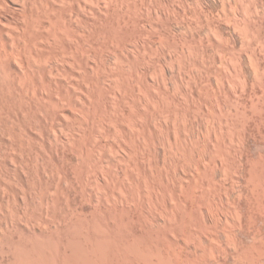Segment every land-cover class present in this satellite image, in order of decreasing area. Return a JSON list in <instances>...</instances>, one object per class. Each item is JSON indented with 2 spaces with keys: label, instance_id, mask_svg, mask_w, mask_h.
Wrapping results in <instances>:
<instances>
[{
  "label": "bare ground",
  "instance_id": "1",
  "mask_svg": "<svg viewBox=\"0 0 264 264\" xmlns=\"http://www.w3.org/2000/svg\"><path fill=\"white\" fill-rule=\"evenodd\" d=\"M115 1H117V0H115ZM115 1H113V2H115ZM108 3L106 2L105 4H108ZM118 3L116 4V7H117V5L119 6ZM121 3L123 4V1ZM126 3H125V5H126ZM130 3H131V1H130ZM98 4H99L98 0H0V213H2V211H1L2 209L4 210V208H5L4 206H6L7 204L9 205L11 203V201H12V203L10 205H12V206L14 205L15 202L19 203L20 201H19V198L17 197L18 196L17 194L22 192V194H21L22 196H20V194H19V196H20V198H22L21 200L24 203V204L22 203L23 206H25L24 209L19 207V204L15 203L16 207L14 206V210L12 209L11 211H13V212L17 211L16 209H18V208L21 211V209H22V211L24 213V216L27 217V215H29V218L33 220V218H31L32 215H33L32 214L33 211L29 212V209L31 210V208H33L35 205H32L33 207L31 206V204H30V206L28 205V202H29L28 199L30 200V198H27V196L29 197V195L31 193H33V190H35V191L40 192L41 194L40 193L36 194V192L34 194H36L37 197L42 195V197L44 198V201H45L44 203L42 202V200H40L39 202L37 201L38 204L41 202V204H39V205H43L45 203H47L48 206H49L50 203H52L53 205L54 204L55 205L58 204V206H55V205L53 206L52 205L53 206V210H54L53 212L56 215L60 211V210H58V208H61V207H59V205L63 204L65 209H66L65 216L66 215L68 216L67 219L66 218L63 219L64 218L63 215L60 214L62 216V218L59 217L57 219H61V220L63 219V220L62 221L60 220L59 224L57 222L56 223L57 225H53L52 226V224H51V223H53L52 219H51L52 221L50 223L49 222L50 219H47V218L44 219L43 218V216L45 214L43 212L44 206H41L42 207L41 213H43V216H41L42 217L41 219L44 220L43 221L44 222L43 226L46 225V222H47V225L49 224V227L46 226L47 230L44 227H41V228L38 227L39 228L38 229V228L33 226V228H31L32 226L29 225V224L30 223L32 224V222H30L28 224L29 227L27 229L24 228V226L20 227L21 229H24V230H27V231H24V230L19 231L17 228H19L18 224H20V220L21 219L19 221H17L18 223H15L16 220H18V219L15 220L13 218H10L9 215L7 214V212L5 211L6 208L9 210L12 206H10L9 208L6 207L5 210H4L6 213L4 212V213L0 214V250L4 251L3 253L1 251V255L4 254V253L6 254V257H4V255L0 256L1 257L0 264H51V262H53V261H55L56 264H99V263L101 264V261H103V262L105 261V262H107V264H122V262L124 260L126 261L127 259L131 261V262L129 261L128 264L129 263L130 264H141V262L143 260H144V262H142V263H144V264H165V259H164L163 255H165V258H167V257L170 258L169 256L166 257L168 252L165 253V254L162 253V251L164 252L165 250L169 251V250L165 249L166 246L163 245V242H162V245L164 246L163 248L165 250H162L161 249L162 247H160L161 245H158V244L156 245V243L154 242V240L157 237L158 238L161 237V236L160 237L158 236V235H160V234H158V232H159V229L161 227H158L159 229H158V231L156 233V235L158 234L157 237H156V235L155 236L152 235L153 239L155 238L153 240V243H155V244H153V245H156V246H153V247H150V246H147L146 244H144L147 241L144 242V243L142 242L144 237H146V236H144V232L146 231L145 229H144L145 231L140 230L141 228H139L138 230L136 228L134 229L133 223L135 222V220L136 221L140 220L138 215L142 216L144 214V210L145 209H143V213L141 211H140L141 214H139V212L137 213L138 214L137 215L138 220H137V218L136 219L133 218L134 222L131 219L132 217L130 216L131 217L130 218V217H128L129 216L128 215L127 216L128 219L123 216L127 220V223L123 222V221H125L123 219H121V221H120L121 223L120 222L117 223V222H115V220H116L115 219L114 220L115 223H112V224H110L111 222L109 224H107V223H105V220H104V223L108 225V226L106 225V227H105L104 226L105 224H104L103 226L105 228H101V227H103L102 224H101V226L99 225L100 221L102 222L103 221L102 219L104 217V215H103L102 219L99 217L100 220H98V208H99V210H101V209L103 210L102 207L101 208L99 207L101 205L99 204V206H98V204H97V203H99L101 201L100 197L101 198L103 197V199H106L105 201H107V202L110 201V202L113 203V204L110 203L112 205V208L110 207V205L108 206L109 210H112V209L114 210L115 214H113V212H112L113 215H117L118 216V214H116V213H119L117 211V209L119 207H121V206L117 207V205H119V203L122 205V207H121L122 208L121 209L122 213H124V214L126 213V215H127V212L126 211L124 212L123 210H126L127 207H129V205L132 203V202L131 203H129V202H130V199L134 195L142 203V201L144 202V196L146 197V194H147V196L150 194V193L149 194L146 193V191L151 192L150 190L155 189V188H153L155 186H153L154 184L152 183L153 185H152V187H149L150 189H146V191L143 190L144 187L146 188V186H147L146 182L148 180V178H146V176L144 175V172H146L147 170L146 171L144 170V172H143V167H144V169L146 168L145 165H146V163L148 161V158L150 159L149 154L152 153L150 151L151 150L150 147L155 146L154 144L151 146V144H150L151 141H149L150 139H148L147 136H146V134L147 135L149 134V133H145L146 132V125H147L146 121H150L152 119L154 120L156 118H154V117L152 119H150L149 117L145 118L143 110H147L146 109L147 106L144 105V104H142V105H143V107H145V109L144 108L142 109V111H143V112L141 111L142 113L139 112V110H140L139 108H141V107H139L141 105L140 104V101H141L140 98L141 97L139 98L140 101H137L136 97L140 96V95L141 96L142 95L146 96V94H148L147 91L142 88V85H144L143 84V80L145 78V74L147 73V72L145 73V70L154 66V65L152 66L151 64H148V63H151L152 57H154L153 55H156L155 53H157V52H155V51L158 49V47H156L157 49L153 48L152 47L153 45H151V43H150L151 41L150 42L148 41L150 43V46L152 47V49L149 50V48H148V50L150 52H152L151 50L154 49L155 53L153 52L152 53L153 55H151L149 53L151 55V59H150V57L148 58L150 60H148V63H147L148 65L147 64L146 65H147V67H149L150 65L151 66L149 68L145 67L146 69L144 70L143 65L145 64V62H143L144 63L143 64L141 59L139 58L140 59L139 60L137 58V57H141L142 60L144 61V58L147 59L144 54L147 55V53H148L147 52L148 50L146 48V46H148V45H146V46L144 45L145 43H148V42H144L143 41V39L146 38V37L142 38V36H145V34L143 35V31H136V30H142V29H138L137 28V27L141 26V25L140 26L138 25V23H139L138 20L141 21V19H136L135 22H134L133 19H134V17H136L134 15V17H133V19L131 21L135 23V24L134 23L133 24L136 27H134L132 25V22L129 20V22H131L130 24L134 28H137V29H132L133 27L130 26V27H132L131 28L132 32L130 33L131 35L127 38V35L129 33L126 36H124L125 34L123 32V28L126 26V24L128 22L125 23V26L121 25L122 22L119 21L121 19H118L117 17L116 18L114 17L115 21H116V19H118L117 20L118 23L116 24L117 26H114L113 25L114 22H112V25H113L112 28H110L111 26L107 28V31L108 30H112V31L106 32L108 34L110 32V35L108 36V34H106L104 32H100V31H102L105 28L104 24L106 22L103 24L99 20L102 23V25H104L101 30L99 29L100 26L98 24V19H99V17L101 18L100 15H102V14H100L99 17H98V13H99ZM110 4H113V3H110ZM110 4H109V6H110ZM134 5H130L132 7H135V8L131 7L132 10L137 8V6H134ZM130 6H128V7H130ZM125 7H127V6H125ZM141 7H142V5H141ZM103 8H104V6H103ZM107 8H109V7H107ZM107 8H105V9L107 10ZM111 8H112V6H111ZM114 8H115V5H114ZM120 8H121L120 6H119V8L117 7V9H119V10H120ZM144 8H146V7H144ZM117 9L115 8L116 11H117ZM132 10L127 11V12H129V16H130V12H132ZM100 11H102V10L100 9ZM121 11H122V9H121ZM136 11H137V9H136ZM136 11H133V14H135L134 12H136ZM113 12H114V9H113ZM147 12H148V10H147ZM117 13H119V11L116 12L115 14H117ZM122 13H123V11H122ZM176 14H178V13H176ZM117 15H120V14H117ZM122 15H124L123 17L126 16L125 14H122ZM160 15H161V13H160ZM104 16H105V14H104ZM127 16H128V14H127ZM106 17L107 16H105V18H103L104 20H102V21H105ZM119 17H121V16H119ZM109 18H110V16H109ZM129 18L131 19L132 17H129ZM124 19L125 18H123V20ZM110 20H112V19H110ZM125 21H127V19ZM149 21H150V19H149ZM158 21L156 23H158ZM107 23H110V21H108ZM107 25H106V27H107ZM129 25H128V28H129ZM151 26H152V24H151ZM153 27H155V26L153 25ZM105 29L103 31H106ZM157 30L158 29H156V31ZM134 31H136V32H134ZM149 32H151V31H149ZM161 32H162V29H161ZM159 34L161 35L162 33H159ZM98 35H99V37H98ZM152 35H154V34H152ZM146 36H148V35H146ZM124 37H126L127 39H125ZM147 39L151 40V38H148V37H147ZM153 39H154V37H153ZM160 39H162V38H160ZM141 40L144 43H142ZM160 41H159L160 45L163 44ZM156 42H158V41H156ZM143 45L145 46L144 48H146V50H147L146 52H142V51H144L143 50L144 48L141 50V48H142L141 46H143ZM157 45H159V44H157ZM161 46H163V45H161ZM128 53H131L132 57H133V54L136 53V54H134V56H135L136 60L137 59L139 60V63H137L138 62V60H137V62H136L137 64L134 65L135 63H133V62H134L135 59L133 60V59H131V57H128ZM154 58L156 60V57H154ZM154 58H153V60H154ZM155 60L153 61L154 63L157 62ZM157 60H158V57H157ZM127 62H128V64H127ZM146 65H144V66H146ZM157 65H158V63H157ZM126 66H128V67L126 68ZM159 66H158V68H156L157 66L155 64V68L158 69L159 71L155 70V68H152V69H154L157 72H160L162 69L160 70L161 67H159ZM161 66H162V64H161ZM154 70H151V71L153 72ZM133 71H135L134 72L135 74L133 73ZM149 71H150V69L148 70V72ZM151 71L149 72L150 73L149 75L153 76L154 72L151 74ZM157 72L154 73L155 76L157 75ZM160 73H161V76H162V74H164L162 71ZM155 76H153V77L155 78ZM158 76H156L155 79H157L159 81ZM163 76H166V75L164 74ZM153 77H151V78L154 79ZM166 78L167 77H165V79ZM155 79L153 81H155ZM133 80L136 82L135 84H133V82H134ZM160 80L162 82V81H164V78H162V79L160 78ZM149 82H152V81H149ZM146 83H148V81H146ZM162 84L166 85V83H162ZM157 85L159 86V84H157ZM135 86L138 89V90L136 89V91L134 90ZM154 87H152V88H154ZM157 88H155L154 90L156 91ZM159 89H157V91H156L157 93H159V91L161 90V89L160 90ZM163 89H167V87L163 88ZM149 90H150V88H149ZM137 91L140 92V93H138ZM143 91H144V93L146 91V93L145 94L142 93ZM150 91H148L149 94H150ZM162 91L164 92V90H162ZM135 92L138 93L139 95L136 94ZM151 92L155 93L153 91H151ZM166 92H165V94H166ZM155 95H153V97ZM160 95H162V94H160ZM151 96H152V94H151ZM156 96H159V95H156ZM167 97H168V95H167ZM144 98L146 99V97H144ZM147 98H149V97L147 96ZM158 99H161V98H158ZM171 99L173 100V98H171ZM147 100L150 102L151 99H147ZM156 101L159 103V106H161L160 102H162V101L159 102V100H157V97H156ZM152 102H153V99H152L151 103ZM143 103H147V102H145V100H144ZM154 103L155 102H153L152 104L155 105ZM132 104H133V106L135 104L139 105V106L137 105L138 108H137L136 105H135L136 107L134 106L135 108L139 109V110L134 109L135 112L138 111V113H139V115H138V113L136 112V115H138L137 118H136V115L134 116L135 113L133 112ZM153 105H150V106L152 108L156 109L155 107H153ZM167 105L170 106L169 104H167ZM167 105H165V106L168 107ZM162 107H163V105L160 108H162ZM158 108L156 110H159ZM148 109H149V112H150V110H151L150 107ZM154 109H152V111ZM162 110L164 111V109H161V111ZM166 111L168 112V111H170V109L168 110V108H167ZM147 112H146V115L149 114ZM151 113H152V115L154 114L153 112H150V114ZM156 113H158V112L156 111ZM155 114H154V116L158 117V115L161 114V113H159L158 115H155ZM171 114H174V116L176 115V113H171ZM171 114H169V112L167 113V115H169V116ZM165 115H163L164 117H162L160 115L159 116L164 118V119H166ZM169 116H167V119H166L167 121H168V119H170ZM170 117H172V116H170ZM148 118H149V120H147ZM162 118H161V120H164ZM174 119L175 118H173V121H175V123H172V124L175 125L178 122L176 120H174ZM158 121H160V119H158ZM153 122H155V121H153ZM161 122L163 123V121H160V124H161ZM170 122H171V119H170ZM150 123H151V121H150ZM150 123H149V125H150ZM156 123H157V120H156ZM156 123H153V124H156ZM163 124H165V123H163ZM163 124H161V125H163ZM169 125H170V123H169ZM166 126L168 127V123H167ZM177 126H179V125H176V128H175V126L173 127V125H172V127L175 128V131L178 130ZM154 127H153V129L155 130ZM165 129H166V127H165ZM147 130H150V129L148 128ZM170 130H172V128H170ZM161 131H163V129ZM165 131H169V129H166ZM157 132H158V129H157ZM159 132H160V130H159ZM164 133H163V135H165ZM171 133L174 134L175 132L174 133L171 132ZM157 134H156V136H157V138H159L160 136L158 137ZM178 134H179V132H178ZM174 135H176V134H174ZM182 135H183V132H182ZM151 136H153V135H151ZM165 136L168 137L167 134ZM161 137H162V135H161ZM164 137H162V138H164ZM172 137H173V135L171 136V138ZM191 137H193V135ZM175 138H177V136ZM175 138L174 139L172 138L173 142L177 143L175 141ZM178 138H180V137H178ZM189 138H187V139L189 140ZM196 138H198V137H196ZM196 138H195V140H196ZM180 139H183L182 136H181ZM180 139H179V142L181 141ZM193 140H194V137H193ZM193 140L191 139L189 142H192ZM164 141H165V139L163 140V142ZM170 141H172V140H170ZM153 142H155V144H156L155 140L152 141V143ZM160 142L163 144L162 141H160ZM183 142H185V144L188 143V141H183ZM196 142H197V140H196ZM165 143L166 142H164V146H165ZM168 143H169V140H168L167 144ZM192 143L194 145L195 141H193ZM197 144H195V145H197ZM171 145H166V146H169L168 149L170 150V151L168 150L169 154L167 152L168 155H170L171 152L173 151L172 149L174 147H176V146H174L172 148L173 145L172 146ZM206 145H208V143ZM170 146H171L172 149H170ZM182 146L183 145H181V149H182ZM191 146H192V144H191ZM220 146H222V145H220ZM155 147H157V145ZM187 147H188V145H187ZM164 148L162 150H164ZM194 148L192 150H195ZM198 148H200V147L198 146ZM188 149H190V148H188ZM223 149L224 148H222V150ZM156 150L158 151L157 148H155V151ZM165 150L167 151V149H165ZM165 150L163 151L164 153H166ZM177 150H180V147ZM182 150H184V148ZM192 150L190 149L189 152H191ZM155 151H154V154L156 153ZM178 152L180 154L179 157L181 158V154L184 153V151L182 152L180 150ZM180 152H182V153H180ZM1 153H2L3 156H1ZM158 153H157L156 157L159 156ZM176 153L177 152H174L173 154L175 155ZM193 153L194 152H192V154ZM185 154H188L187 151H186ZM192 154L190 153V156H191V158H189L190 160L193 158ZM25 156H27V157H25ZM164 156L165 155H163V157L160 156V157L164 158L163 161L167 157V156L166 157H164ZM183 156H184V154L182 155V157ZM225 156H226V154H225ZM170 157L172 158L173 155L170 156ZM202 157H199L200 159L198 158V160L201 161V159H202V165H203L204 164L203 163V159H205V158H202ZM153 158L155 160V156H153ZM175 158H177V157H175ZM178 159L179 158H177V160ZM193 159H195V157ZM193 159L191 161L194 162L195 160H193ZM223 159L225 160L227 158H223ZM157 160H159V158ZM169 160H171V159H168V161ZM198 160L195 163H197ZM227 160H225V161H227ZM152 161H153V159H152ZM152 161L149 160L148 164H149V162L152 163ZM166 161H167V158H166L165 162ZM214 161H216L215 158H214ZM220 161H222V158H221ZM183 162H185V159H184ZM177 163H180V161L178 160ZM187 163H188V161H187ZM189 163H190V166L193 165V164H191V162H189ZM221 163L225 164L224 161L221 162ZM160 164H161V162H160ZM206 164L210 165V166H207V168H210L212 166L211 165V161L209 163L208 162L206 163V161H205V164L203 166H206ZM215 164L217 165V163H215ZM151 165L153 166V164H151ZM151 165H148V166H150L148 171H151V175L152 174L154 175V173H152V171L153 172H155V171L152 170L153 168L151 167ZM172 165H171V168L173 167ZM183 165H185V164H183ZM200 165H201V162H200ZM200 165H197V166H200ZM216 165H213V166H215V168H216ZM69 166H71L70 167L71 170H74L73 173L71 171L72 176L75 175L76 173H78L77 176L79 177L80 174L82 175L83 172L86 171V170H84L85 168H90V170L95 172V173H93L94 174V182L91 180L92 183H89V182L88 183L90 184V189H92V190L95 188V187H93L92 184H96L97 190H96V188L93 190L94 191L93 194L96 197L93 194H92V197L94 196L93 198L96 199V201H97V199H98V201L99 200L100 201L96 203L97 205L95 204V202L92 203L93 205L95 204L96 210H95V213H93V210L92 211L90 210V213L92 212L91 216H89V214H90L89 212H88L89 214L87 213L88 214L87 216H85L86 215L85 213L82 214V212H83L82 210L84 209L83 207L81 209L82 212H80V210L78 208V206H80V205H77L78 203L75 202V200L77 198H75V200H72V198L76 197V196H74L76 194H73V196H72V193L75 191V189L77 187L74 188L73 192L71 191V190H73L72 187L71 188L68 187V185L74 186V184H73L74 182L71 181V179H72L71 177L72 176L70 177ZM165 166H166V164L164 165V167ZM168 166H170V164ZM190 166H187V168L188 167L191 168ZM224 166L225 165H223V167L221 166L222 167L221 171L223 170ZM164 167L161 168V171H162V169ZM184 167H182V168H184ZM226 167H229V166H226ZM166 168H168V167H166ZM196 168L197 167H195V169ZM203 168L206 169L207 171L209 170V169H207L205 167H203ZM203 168L200 167V171H197V169H198L197 168L196 169L197 173L195 175H198L199 174L198 172H202ZM215 168L213 167V169H210L211 172H212V170H215ZM233 168H235V166ZM8 169H9V171H11V170L13 171L15 177H13L14 176L13 173H12V175L9 174ZM173 169H174V167H173ZM191 169H192V171L195 170L193 168H191ZM230 169L227 168V171L224 169L225 170V171L223 170L224 174L225 173L228 174L227 172H229L228 170H230ZM68 170H69V172H68ZM167 170L169 171L171 169L168 168ZM177 170L178 169H177V166H176V171ZM181 170H182L181 173L184 172L183 169H181ZM206 170H204V171L206 172ZM92 171H90V173H89V169H88V171H86L88 173H85V176H87V178H88V175L91 174ZM135 171H137L136 175L138 176V180L137 181L135 180L136 182L134 181ZM156 171H158V170H156ZM192 171H190V173H192ZM204 171L201 173L202 176H201V174H199L201 176V178H203L204 176L206 177L208 175V173H209V172L208 173L207 172L204 173ZM165 172H166V174L169 175V173H167V171H165ZM169 172L171 174L173 171L172 172L169 171ZM211 172H210V174H211ZM233 172H235V171H232V173ZM156 173H155V175H156ZM159 173H162V172H159ZM184 173H183V175L188 173L187 175L189 176V171L187 173H185V174ZM48 174L51 175V177H50L51 179L55 178V180L53 179L52 182H54V181L56 182L57 181L56 179H57L58 176L54 177V175L55 174L59 175L58 182L56 183L58 185L60 183H62V182L63 183H65V182H70L71 183V184L67 183L68 185L67 184H60L59 186L58 185L55 186L56 188L60 187V188H58V190L56 192H60L59 189L62 190L61 191L62 195L60 194L61 192L59 193L60 195L58 193L55 194V192H53L54 195H56V196L59 195L60 196V198H59V196H57L58 198L55 196L57 198L58 203L56 202V199H54V195L52 194L53 197L50 195L51 193H49V192L51 190L48 192L49 194H47L48 190L45 188V186L48 185V189H54L52 187V185L53 186L56 185L55 183L52 184V185L49 184L51 182L47 181L49 179L47 177L50 176ZM146 175H148V174H146ZM161 175L158 176V177H160L162 179V182H164L163 181V177ZM168 175H167V177H170V175L169 176ZM173 175H172V177H174ZM178 175H176V176H178ZM230 175H232V174H230ZM30 176H32L34 178H32ZM91 176L93 177V175H91ZM149 176L150 175H148L147 177H149ZM163 176H164V174H163ZM167 177H165V178H167ZM172 177H170L171 180H173ZM232 177H234V176H232ZM10 178H15L14 179L15 182L18 183L19 185L21 184L20 185L21 186V189H20L21 191L20 192H19V188L17 186H14V185H16L14 180L10 179ZM16 178H17V180L19 182L16 181ZM59 178H60V180H59ZM61 178L65 182L62 181ZM73 178L75 179L76 176L73 177ZM87 178H86L85 181L89 180V178L88 179ZM182 178L179 179V180H182ZM193 178H191V179L193 180ZM206 178H208V179H206ZM206 178L205 179H206L207 182H209V179H211V178H212L211 180H213V183L216 180V179H214L213 175L210 178H209V176L206 177ZM29 179H33L34 181L36 180L35 183H33L31 181L33 183V185H35V186H33L32 183H30L32 188H34V189L32 190V192L26 193L27 191H29V189L26 190V188H25V187H27L29 185ZM83 179H84V177H83ZM91 179H93V178H91ZM153 179H155V178H153V176H152V179H150V180L154 181ZM161 179H159V180H161ZM186 179H188V177ZM200 179H198V182H197L198 184L196 183L197 180L194 179V182L196 183L195 185H197L196 186L197 187L196 191H198L200 186L202 187V185H201L202 183H200V182H203V179H201L202 181ZM76 180H78V178ZM79 180H81L80 177H79ZM159 180L157 182H160ZM169 180L170 179L168 178V180H166V181H169ZM175 180H177V177H176ZM199 180H200V182H199ZM219 180H220V182H218L219 184L221 182H223V181H224L223 184L227 183L225 178H224V180L222 178L219 179ZM219 180H216V181H219ZM78 181H77V183H79V184H77V185L75 184L76 186H80V184L82 183V181H80L81 183L78 182ZM85 181H83V182H85ZM152 181H150V182H152ZM187 181L190 182L189 180H187ZM187 181L185 180L184 182H187ZM10 182H12L13 184L10 183ZM157 182L154 181L155 184ZM181 182H183V181H181ZM234 182L232 183V185L234 184ZM44 183H47V185L45 184V186H44L43 185ZM160 183H159V185H160V188H161V184L162 183L161 184ZM169 183H172V181L169 182ZM179 183H180V181H179ZM179 183L177 185H179ZM213 183L211 184V182H209V183H207V185L211 184L210 186L215 185V187H217L216 185H218V183L217 182H216L217 184L216 183L213 184ZM252 183H253V181H252ZM85 184H87V182ZM148 184L150 185V183H148ZM192 184L193 183L191 181V185ZM203 184H205V182ZM49 185H51L52 188ZM64 185H66L67 187L64 186ZM84 185H81V186L83 187ZM91 185H92V188H91ZM167 185L169 186V184H167ZM174 185H172L171 188ZM191 185H189V186L191 187ZM195 185H194V188H192V190L195 189ZM198 185H200V186L198 187ZM230 185H228V186L230 187ZM43 186H44V188H43ZM81 186H80V188H81ZM164 186H166L165 182H164ZM189 186L187 185L186 189H185V186L182 187V188H184L185 192H186L187 189L190 188ZM210 186H209V188H210ZM257 186L255 185L254 188H256ZM29 187H27V188H29ZM85 187H87V186H84L83 190H84ZM167 187H165V188H167ZM221 187H223L222 183H221ZM221 187H219V188H221ZM225 187H227V186L224 185V188ZM56 188H55V190H56ZM98 188H99V191H98ZM203 188L205 190L204 192H208V190H209L208 187H207L208 190H206L205 187H203ZM203 188H200V191L203 190ZM30 189H31V187H30ZM215 189H216L215 192L216 191L217 192L218 191L221 192V189L220 190L218 188H215ZM229 189L225 188L224 190H229ZM237 189H239V188H237ZM251 189L253 190V188H251ZM5 190H6V193L8 194L7 196L4 195L5 193H3V191H5ZM81 190H82V188H81ZM158 190H159V188H158ZM158 190H156V191H158ZM211 190H209V192L210 193L213 192V193L210 194L208 192L210 195L216 194V193H214V191L211 192ZM235 190H236V188H235ZM242 190H244V189H242ZM91 191H90V193H91ZM143 191L146 194H144V195L141 194ZM165 191L166 190L164 189L163 192L165 194L162 193V194H164V197H165V195L167 193ZM190 191H189V193L192 194ZM194 191H192V192H194ZM251 191H249V192H251ZM80 192H78V193H80ZM88 192H89V190H88ZM168 192L169 193L170 192L173 193L172 190L168 191ZM183 192H184V190H182V193ZM204 192L202 193V195L204 194ZM229 192H230V190H229ZM255 192L257 193V191H255ZM84 193H82L83 195L80 198L85 196L86 193L85 194ZM184 193H183V195H184ZM189 193H186V194L188 195ZM222 193L224 195H226V196L228 195V194H226L227 191H226V193L224 191H222ZM98 194L100 195L99 197H98ZM209 194L206 195V193H205V195L208 196V197H209ZM223 194L220 196V198L221 197L223 198ZM251 194H252V192H251ZM258 194H259V192H258ZM89 195H91V194H89ZM157 195H158V193H157ZM159 195H161V194H159ZM175 195H176V192H175ZM196 195L197 196L198 195L201 196V197L198 196L200 199L201 198H202V200L204 199L203 196L200 193L196 194ZM217 195L218 194H216L215 196L213 195L212 197H214V198H212L210 196V199L209 198L206 199V196H205V199H206V200H204L205 201V206L204 207L202 206V207L203 208H205V207L208 208V206L211 207V205H208V204H210V202L212 203V201H213L214 203H216L215 206H217V208H218V205L221 203L223 205L222 208L224 207L225 208L224 210L226 211L227 210L226 209L227 208L226 204H223L222 201H219L220 203L216 202V201L219 200V196H218V198H215ZM243 195L246 196V194H243ZM30 196H33V195L31 194ZM36 196H33L34 199H35ZM153 196L154 195H151L152 199H153ZM188 196L186 198H188ZM197 196H194V198L197 197ZM234 196H236V194ZM12 197H17L18 201H15V200H17V198H12ZM85 197H88L86 200L91 199V198H89L90 196H87V194H86ZM85 197L82 198V199H85ZM149 197L150 196H148V199L151 198V197L150 198ZM157 197L155 199L156 202L159 200V199H157ZM164 197H162V199H165ZM191 197L192 196L190 195V197H189L190 198V203L193 201V198L191 200ZM198 197H197V199L199 200V202H203L204 203V201L200 200ZM227 197L228 198H226V199L230 200L229 199V195ZM186 198L184 199V196H183L182 200H186V202L189 203ZM222 198L220 200H222ZM243 198H245V197H243ZM61 199H63V200H61ZM64 199H65V201H64ZM132 199L133 200H131V201H134V198H132ZM137 199L135 198V201L136 202H140V201H137ZM152 199H151V201H152ZM179 199H181V198H179ZM208 199L209 200L216 199V201L212 200V201L208 202ZM233 199H235V198H233ZM252 199H253V197H252ZM256 199H258V198H256ZM155 200L153 199V201H155ZM160 200H161V198H160ZM160 200H159V204L165 205V204H162V202L160 203ZM182 200H180L181 203L177 200L179 202V205L180 204L183 205L184 202H182ZM248 200H249V198H248ZM32 201L33 200H31L30 202L32 203ZM53 201L56 202V203H53ZM174 201H175V199H174ZM196 201H193V202L197 203ZM206 201L208 202V204L206 203ZM240 201H242V200H240ZM83 202L84 201H82L81 204H83ZM89 202L91 204V201H89ZM165 202H166V199H165ZM227 202L230 203V201H227ZM37 203H35V204H37ZM103 203L106 204L102 200L101 204H103ZM146 203H149V200ZM151 203H153V202H151ZM155 203H154V205H155ZM248 203H249V201H248ZM252 203H253V201H252ZM133 204L135 205V203L133 202L131 206H133ZM172 204H174V203H172ZM206 204H207V206H206ZM136 205L139 206V204H136ZM149 205L147 204V205H144V206L146 207V206H149ZM161 205L159 206L160 208H158V206H157V208L159 210L161 208L163 209V207H164V206L161 207ZM167 205H168V203L165 206L166 207L165 210L163 209L165 211V213L167 212L166 210H168V208H169V207L167 208ZM175 205L178 206L177 203ZM184 205H188V204H184ZM184 205H183L184 209L179 206V208L182 209V210L180 209L181 211H184L187 208ZM191 205H193V207H194V204L191 203ZM196 205L197 204H195V206ZM198 205H202V204H198ZM237 205H238V203H237ZM20 206H21V204H20ZM27 206L31 207V208H28V210H27ZM50 206H51V204H50ZM81 206H83V205H81ZM104 206H106V205H103V207ZM219 206H221V205H219ZM234 206H235V204H234ZM54 207H58L56 209V210H58L57 213H55L56 211H55ZM108 207H107V209H108ZM149 207H152V205L149 206ZM173 207H171V208H173ZM202 207H198V209L202 211V209H203ZM236 207L237 206H235L233 208H236ZM239 207H240V205H239ZM258 207H261V206H258ZM49 208L47 207L45 209L48 210ZM134 208H135V206H134ZM200 208H202V209H200ZM217 208H216V210L219 211V208L218 209ZM246 208H248V207H246ZM107 209H106V211H107ZM130 209L128 208L127 211L128 210L130 211ZM192 209H190L189 211H191ZM198 209H196V210L199 211ZM208 209H210V208H208ZM229 209L227 211H229V214H230L231 209L230 210ZM256 209H257V206H256ZM49 210L52 211V209H49ZM49 210L47 211V215L45 214V216H47V217H48ZM61 210H62V208H61ZM102 210H101V214L104 213V212H102ZM159 210H157V211L154 210V212L156 211L155 214ZM170 210H173V209H170ZM194 210H195V208H194ZM194 210H192V211H194ZM207 210H204V211H207ZM216 210H215V213H217ZM220 210H221V208H220ZM234 210H235V212H234ZM234 210H233V212L235 214H237V215H238L237 212L241 211L240 209H239V211L237 209H234ZM18 211L16 213L17 214L20 213V215H17V217H24L22 215L23 213L22 212H18ZM131 211L134 212L133 210H131ZM131 211H130V213H131ZM137 211L138 210H136V208H135V212H137ZM175 211H177V210H175ZM192 211H191V213H193ZM208 211H210V210H208ZM208 211H207V214H208ZM225 211L222 210L221 212L222 213L224 212V214L226 213V215L223 214L224 217L226 216V218H225L226 222L223 220V217L222 218L220 217V219L222 221H224L225 223H221V220H219L220 222L218 221V219H219L218 216L220 214H217L218 218H215L216 215H213V214L212 215H213V217L215 219H217V221L219 223H221V225L225 224V225H223V229L221 228L222 232L224 234H225V232L223 231L224 227H227L226 231H229V233L228 234L226 233L227 235L226 234L225 235L227 236V238H228L227 241H228L231 238L229 236V235H231L230 233H232L231 230H233L235 228L232 227L234 225L230 226L232 223L230 224L229 221L227 222V220H228L227 218L230 215L227 217V213L228 212H225ZM254 211H252V212H254ZM13 212L10 213V210L8 211V213H10L11 215L13 214ZM149 212H150V210H149ZM168 212H170V211H168ZM233 212L231 214H233ZM256 212H257V210H256ZM259 212L261 213V211H259ZM159 213H160L159 215H161V213H163V211L159 212ZM179 213H177L178 217L180 215L182 216L183 212H181L180 215H179ZM194 213H193V217H194ZM200 213L201 214L203 213V215H204L203 211L200 212ZM54 214L53 215H49V217L54 216ZM112 214H110L109 217ZM155 214H153V215H155ZM175 214L176 213L174 212V216H175ZM189 214H190V212H189ZM210 214H211V211H210ZM14 215H16V214L14 213ZM14 215H12V216H14ZM40 215H42V214H40ZM120 215H121L120 216V218H121L122 214H120ZM146 215L147 214H145L144 218H148L149 219V216L147 215V217H146ZM149 215H150V213H149ZM153 215H152V217H155ZM159 215H158V217H159ZM168 215H171V214H168ZM186 215H187V211H186ZM190 215H188V216H190ZM196 215H198V212H197ZM203 215H200V217L203 216ZM237 215H235V216H237ZM243 215H241V217ZM35 216H36V214H35ZM105 216H106V214H105ZM117 216H116V218H117ZM161 216H164V215H161ZM188 216H186V217H188ZM207 216L208 215H206V217ZM233 216H234V214H233ZM248 216H251V215L248 214ZM56 217H58V216L56 215L54 218H56ZM176 217H177V215H176ZM230 217H232V215ZM241 217L240 216L236 217L237 221H238V218H239V221H238L239 222V225H238L239 227L236 224L235 227L236 226L237 227H236L235 230H237L238 228H240L239 230H241V227H240L241 226V224H240V218ZM29 218L27 219L28 221H30ZM169 218H170V220L168 219L166 221H172L173 220V219L171 220V217H169ZM181 218L183 219V217H181ZM196 218H195L196 219L195 222L197 221V223L201 222L200 219H203L202 217L200 219L198 217H196ZM208 218H210V217H208ZM211 218H212V216H211ZM236 218L232 217V218H230V219H232L230 221H233V219H236ZM251 218L253 219V216H251ZM57 219H54L55 222H56ZM151 219H153V218H151ZM151 219H150V223H151ZM158 219H160V218H158ZM177 219L180 220V218H177ZM190 219H193L192 216H191V218L188 217V220H190ZM204 219H205V217H204ZM141 220H143V219H141ZM141 220L139 221V223L135 222L134 224L141 225L140 224ZM205 220H207V219H205ZM241 220H242V218H241ZM259 220L260 219H258L257 221H259ZM108 221H110V220H108ZM158 221L160 222V220H158ZM166 221L164 223H166ZM183 221L185 222L186 220L183 219ZM190 221H191L192 224H195V227L197 225L201 226V224H202V223H200V224L196 225V223H194V220H190ZM190 221H188L187 223H189ZM251 221L252 220H250V222ZM37 222H38V220H37ZM106 222H107V219H106ZM147 222H148V220H147ZM153 222H155V221L153 220ZM162 222H163V220H162ZM178 222H180V221H178ZM184 222H182V224L181 223L177 224L174 221L171 222V223L172 224L173 223L177 224V225H175V224L173 225V226H175V227H173L175 229L176 226H178V227L181 226V228H182V225H183ZM213 222L215 223V221H213ZM213 222H212L211 225H213ZM144 223L146 224V221ZM144 223L142 222V224H144ZM187 223H184L185 224L184 227H186V228L189 227L190 228V224L191 223L189 224L188 227H187V225H188ZM203 223H204V221H203ZM226 223H227V225H226ZM254 223H255V220H254ZM34 224L36 225V221H35ZM155 224H156V222H155ZM155 224L154 225L151 224V225H153V227H154ZM192 224H191V227L193 226V229H194V225H192ZM207 224H209V223H207ZM207 224L205 223V227H204L205 230H207L206 229L207 227H209V226L211 227L210 224L209 225H207ZM233 224H235V221H234ZM214 225L212 227H214ZM217 225H219V226H217ZM247 225H245L244 228ZM146 226H147V224H146ZM167 226L168 225H163L162 227L164 229V227L167 228ZM170 226H171V224H169L168 228H170ZM200 226H199L198 229H202V231H203L204 228L202 226H201L202 228H200ZM216 226L218 228L222 227L217 222H216V225H215L214 228H217ZM254 226H253V228H254ZM97 227H99L100 229H97ZM144 227L145 226L143 225L142 228H144ZM197 227L195 229H197ZM228 227H229V230H228ZM242 227H243V225H242ZM147 228H148V226H147ZM151 228L149 227L150 230H151ZM166 228H165V230H166ZM189 228H188L189 231L187 229H185V230H187L185 232H186L187 236H189V238H190L193 234L187 233V232H190V229H192V228H190V229ZM211 228H210V230L208 229V231L211 232V234H213V232H216L215 233L216 237L218 236V234L221 236V231H218V228H217V231L219 233L217 231H211L213 229V228L212 229ZM250 228H251V225H250ZM253 228H251V229H253ZM16 229L20 232L19 234H18V232H16ZM121 229H122V231L125 230V229L126 230L123 231V232H120ZM182 229H180V230H182ZM221 229H219V230H221ZM156 230H157V228H156ZM214 230H216V229H214ZM254 230L256 231L257 229H254ZM23 231H24V234L21 233ZM154 231H155V229H154ZM162 231H163L162 233L164 234L165 233L164 230H162ZM167 231H170V230L168 229ZM208 231L207 232L205 231V232L208 233V235H210ZM148 232H149V230L147 229V233ZM172 232L173 231L171 230V233ZM176 232H177V229H176ZM192 232H195V231L192 230ZM200 232L201 231H198V234ZM174 233L175 232H173V235L175 236V234H177V233H175V234ZM179 233H180V231H179ZM183 233H184V230H183ZM206 233H204V234H206ZM149 234H151V233L149 232ZM166 234H168V233H166ZM180 234H181V236L179 235V237H181V239H182V237H184V236H182L183 235L182 233H180ZM198 234H196L194 236H197ZM232 234L234 235V232ZM254 234H256V233L254 232ZM254 234H252V235L250 234V235L253 236ZM146 235H148V234H146ZM164 235H162V236H164ZM150 236H148V237L152 238ZM174 236H173V238H174ZM179 237H177V238H179ZM185 237H186V235H185ZM216 237H213V239L214 238L216 239ZM236 237H237V234L235 235V237L233 239H235ZM257 237L258 236H256V238ZM260 237L258 239H254L255 241L252 239L253 242L255 243L256 240L257 241L260 240L261 239ZM149 238H147V240ZM169 238H170V236L168 237V241L170 240ZM207 238H210L211 240L210 239H208V240H210L211 242L210 241L209 242L212 243L213 239L211 237H209V236ZM217 238H219V236ZM251 238H253V237H251ZM165 239H167V237H165ZM184 239H188V238L186 237V238H183V240H180V239L179 240L180 241H184ZM191 239H194V238H191ZM191 239H190V241L186 240L185 242H189V244H190V242L192 241ZM197 239H198V237H197ZM215 239L213 241L215 242L216 245L214 244V242L212 243V245H215V246H212L211 244L207 243L208 247H209V245H211L212 247H216L218 245L217 244L218 241L217 240L215 241ZM219 239H221V238H219ZM236 239H238V238H236ZM158 240L160 241L162 239H158ZM198 240H199L198 241V243H199L200 239H198ZM203 240L206 241V239L202 238L201 241H203ZM163 241H165V240H163ZM168 241H165V242L167 243ZM171 241H173V240H171ZM171 241H169L168 243L169 244H175L174 243L175 240L173 241V243ZM177 241H178V239H177ZM177 241H176V243H177ZM195 241H196V239H195ZM195 241H192V242H195ZM248 241L250 242V239ZM220 242H222V241H220ZM232 242H233V245L231 243L232 247H234V244H235V247L236 246L238 247V248L233 250L234 252H237L238 249H239V246L237 245V243H235L236 240L235 241L233 240ZM238 242H241L240 239L238 240ZM242 242L238 243V244L240 245V244H242ZM249 242L246 243V244H249ZM258 242H256V244ZM158 243L160 244L161 242H158ZM198 243L197 244L195 243V245H198ZM201 243H199L198 246H195V245H193V246L195 247V249H199L200 250V248H198V247H200ZM204 243H206V242H204ZM224 243H225V241H224ZM187 244L188 243H186V245L184 247H186ZM189 244H188V246H189ZM220 244L215 249L217 251H220V253L223 252L224 250H226L227 253H223V255H221V254H219V252L217 253L216 250L215 251H216L217 254L215 253L214 250H211L212 252L210 254L208 253L210 255L209 256L210 258L212 256L216 257V256L221 255L223 257V258L221 257L222 261L220 259H218V263H217V261H214L217 257L216 258L212 257L211 259L209 257H207L208 256L207 252L210 249H212V247L209 249L208 247H205V245L202 244L203 246H201V248L203 247V249L201 251L203 252L204 247H205L206 251H204V253L206 252V254H207V256L205 254V256L208 259L207 261H210V260L213 259V261L216 262L214 264H219V261H220V263L222 262L221 264H223L224 263L223 260H225L224 256H226L228 254H232L233 251L231 249H229V247H228L229 242H227L226 245L225 244H223V245L221 244L223 247ZM244 244H242V247L244 246ZM179 245H177V247H175V248H172L171 245H170V247L169 246H167V247H169L168 249L172 248V249H174V251H177L178 250L177 248H178ZM231 245H229V246H231ZM250 245H252V243H250ZM250 245H249V247H250ZM258 245H255V246H258ZM175 246H176V244H175ZM193 246L191 247L192 250H193ZM220 246L222 247V249L220 248L221 250H218L219 249L218 247H220ZM224 246H227V247L224 249ZM173 247H174V245H173ZM180 247H182V246H180ZM227 248H228V251L231 250L232 252L229 253L227 251ZM244 248H243V250H244ZM175 249H177V250H175ZM182 250H183V248H182ZM184 250H185V248H184ZM187 250H188V248H187ZM199 250H197V251H199ZM243 250H241V252ZM247 250H245V251H247ZM254 250H257V249H254ZM179 251H181V250H179ZM188 251L190 252V249ZM197 251L195 250L196 254H197ZM201 251H199L200 254H201ZM245 251H243V253ZM184 252H186V251H184ZM193 252H194V250L192 252H190V254H188V255L191 256V254ZM199 252H198V254H199ZM247 252H250L251 255L253 254L252 251H250V250L247 251ZM254 252H258V251H254ZM259 252H260V250H259ZM180 253L178 252V254H180ZM194 253L192 254L193 257L191 258V262H192L193 258L196 259L200 255L199 254L197 256V255H194ZM168 254L170 255L171 253H168ZM172 254H173V250H172ZM178 254H177V256H179ZM211 254H213V255H211ZM203 255H200L199 258L200 257H201V259H202V257L204 258L205 256H203ZM236 255H240V254L238 253ZM236 255L235 256L233 255L234 259L235 258H240L239 261L242 260L241 262H243L245 260V259H242V256H240V257L237 256L236 257ZM241 255H243V254L241 253ZM244 255H245V253H244ZM190 256H189V258H190ZM194 256L195 257L197 256V257L195 258ZM230 256L232 257V255H230ZM230 256L228 255V257H226V258H228V260H230V259L232 260V258ZM257 256H258V254H257ZM182 257L185 258L186 257L185 254ZM182 257H181V259H182ZM206 257H205V262H204V259H203L204 263L202 262V264H208L209 263V262L208 263L206 262ZM174 258H176V257L174 256ZM255 258L256 259L257 258L260 259L259 257H256V256H255ZM140 259H142V260H140ZM185 260L186 259H184L183 261H185ZM231 260L229 261V264H233V263L235 264V260H232V261ZM236 260L238 261V259H236ZM194 261H197V260H194ZM198 261L201 262L202 260H198ZM256 261L255 262L253 261L254 264H257ZM103 262H102V264H103ZM172 262L175 263V264L177 263V262H174L173 259H172ZM178 262H179V260H178ZM245 262H246V260H245ZM245 262H243V264ZM253 262L251 261L252 264H253ZM259 262H260V260H259ZM125 263H127V262H125ZM187 263H188V261H187ZM189 263H190V261H189ZM195 263L197 264V262H192L191 264H195ZM211 263L213 264V262H211ZM225 263H227V262H225ZM236 263L239 264L240 262H236ZM184 264H186V263H184ZM248 264H250V263H248Z\"/></svg>",
  "mask_w": 264,
  "mask_h": 264
},
{
  "label": "rangeland",
  "instance_id": "2",
  "mask_svg": "<svg viewBox=\"0 0 264 264\" xmlns=\"http://www.w3.org/2000/svg\"><path fill=\"white\" fill-rule=\"evenodd\" d=\"M108 3V4H105L106 2ZM111 1V2H110ZM113 1H115V0H98V3L100 4H98V11H99V13H98V17H99V15L100 14H102V15H100L101 16V18L99 17V19H98V24H99V29L101 30L102 28H103V26L105 25V30L106 31H100L99 29V31L100 32H104V33H106V32H108V31H112V30H108L107 31V28L108 27H110V28H112V26L114 25V26H117L116 24L118 23V19H121V20H119L120 22H122L121 23V25H124L125 26V23H127L126 24V26L123 28V32H124V36H126L128 33V35H127V38L131 35L130 33L132 32V30H131V28L134 26V27H136L134 24V22H135V20L136 19H141V21L140 20H138L139 21V23H138V25L140 26V27H137L138 29H142V30H136V31H143V35L145 34V36H142V38H144V37H146V38H144L143 39V41L144 42H150L151 43V45H153L152 47L153 48H155V49H157L156 47H158V49L155 51V52H157V53H155L154 52V49L153 50H151L152 52H150L149 50L150 49H152V47L150 46V43L148 42V43H145L144 45L146 46V45H148V46H146V48H147V50H148V48H149V50L147 51L146 50V48H144L145 46L143 45V46H141L142 48H141V50L143 49L144 51H142V52H148L147 53V55L146 54H144L145 56H146V58L147 59H145L144 58V61L142 60V58L141 57H137L138 59L140 58L141 59V61H142V63L143 62H145V64L144 65H146L147 63H148V60H150L151 59V55H153L152 53L154 52L156 55H153L154 57H156V60H155V58L154 57H152V60H153V58H154V60L155 61H157L156 63H154L152 60H151V63H148V64H151L153 67H147V65L146 66H144L143 65V67H144V70L146 69V68H149L150 69V71L151 70H154V69H152V68H155V64H156V68H158V66L159 67H161L160 68V70L166 75V76H163L164 74H162V76H161V71L160 72H157V71H159L158 69H156L155 68V70H157V71H153L154 73L155 72H157V75L156 76H158V79H159V81L157 80V79H155L156 78V76H155V74L151 71V74L153 73V76H155V78L152 76V75H149L150 73V71L148 72V70L149 69H146L145 70V78H144V80H143V84L145 85H142V88L144 89V90H146L147 91V93L148 94H146V96L145 95H140V96H137L136 97V99H137V101H140V106L138 105V104H135L136 106L138 105L139 107H141V108H139V109H137L138 108V106H137V108H135L134 106H133V104H132V107H133V112L135 113H133L134 114V116L136 115V112L138 113V111H136L135 112V110L134 109H136V110H139V112L140 113H142L143 111H144V115H145V118H147V117H149L150 119H152L153 117L154 118H156V119H152V120H150L151 121V123H150V121H146L147 123V125H146V132L145 133H149L148 135L146 134V136H147V138L148 139H150L149 141H151V146L154 144L155 146L157 145V147H155V146H152V147H150V151L153 153H151V154H149V156H150V159L148 158V161L149 160H151L152 161V159H153V161H152V163H150L149 162V164H148V161H147V163H146V165H145V169H144V167H143V172H144V170L146 171H148L149 170V167L150 166H148V165H151V164H153V166L151 165V167L153 168L152 170H154L155 172H153L152 171V173H154V175L152 174L151 175V171H146V172H144V175L146 176V178H148V180H147V182H146V185L148 186H146V188L144 189L143 188V190H145L146 191V189H150L149 187H152V185L153 186H155V187H153V188H155V189H152L153 191L155 190H158V188H159V190L158 191H156L157 193H158V195L159 194H161V195H157V193L154 191H152V190H150L151 192H149V191H146V193H150L148 196H150L151 197V195H154L153 196V199L155 200L156 199V197H157V199H159L160 200V198H161V200H160V203L162 202V204H165V205H161V204H159V200L156 202V200L155 201H153V199H152V197L150 198V199H148V196H147V194L146 193H144V191L141 193V194H146V197L144 196V202L142 201V203H141V201L140 200H138L137 199V197H135V195L132 197V198H134V201H131V200H133L131 197V199H130V202L129 203H135V205L133 204V206H131L132 205V203L129 205V207H127V209L129 208H131L130 209V211L131 210H133L134 212H132L131 211V213H130V211L128 212L127 211V209L126 210H123L124 212L126 211L127 212V215H126V213L124 214V213H122V205L119 203V205H117V207H119V206H121V207H119L118 209H117V211L119 212V213H116V214H118V216L117 215H113V214H115V212H114V210L112 209V210H109V205H110V207L112 208V205L111 204H113L112 202H107V201H105L106 199H103V197L101 198L100 197V202L98 201V199H97V201H96V199H94L93 197L95 196L94 194H93V190L96 188V184H92L93 185V187H95L93 190L92 189H90V184L89 183H92V181L94 182V174L93 173H95L94 171H92V170H90V168H85L84 170H86V171H88V169H89V173H90V171H92V173L91 174H89L90 176L91 175H93V177L91 176H89L88 175V178H89V180L88 181H85L86 180V178H87V176H85V173H88V172H86V171H84L83 172V174L80 176L79 175V177H80V179L81 180H79V177L77 176V174L78 173H74L75 175H73L72 176V174H71V171H72V173L74 172V170H71V166H69V169H70V177L73 179H71V181H73L72 183L74 184V186H71V185H68L67 183H69V184H71L70 182H65L62 178V181H64L65 183H60V184H67L68 185V187H72V189L73 190H71L72 192L74 191V188H76L75 189V191L72 193V196H73V194H76V195H74V196H76V197H74V198H72V200H75V198H77L76 200H75V202L76 203H78L77 205H83V206H78V208H79V210H80V212H82V214L83 213H85L84 215L85 216H87L89 213H90V210L92 211L93 210V213H95V210H96V208H95V204L97 203V202H99V203H97L98 204V206H99V204L101 205V206H99L100 208L102 207L103 208V210H102V212H104V213H102L101 214V210H99V208H98V220H100L99 219V217L102 219V217H103V215H104V217H103V223L100 221V226H101V224H102V226L105 224V223H107V224H109L110 222V224H112V223H115V222H120L121 221V219H123V220H125V221H123V222H126L127 223V220L125 219V218H127L128 219V217H130L131 219H132V221L134 220V219H136L137 218V213L139 212V214H141V212L143 213V209H145L144 210V216L142 215H138V217L140 218V220L141 219H143V220H141V222H140V224L142 225H139V224H134L135 222H137V223H139V221L140 220H138V218H137V220L138 221H136L135 220V222L133 223V227H134V229L136 228L137 230L139 229V228H141L140 230H143V231H145L144 232V236H146V237H144V239H143V243L144 242H146V243H144V244H146L147 246H150V247H153V246H156L157 244L158 245H161L160 247H162L161 249L162 250H165V249H167V250H169V251H162V253H171L172 254V250H173V254L171 255H169L168 253H167V255H166V257L167 256H169L170 258H165V255H163L164 256V259H165V264H175V263H173L172 262V259H173V261L174 262H177L176 264H184V263H186V264H188L189 263V261H190V263L189 264H191L192 262H197V264H202V262H203V259H204V262H205V257L207 256V254L209 253H211L212 251L211 250H216L215 248L221 243L222 245L223 244H227V242H229V245H231V243H232V245H233V240L235 241L236 240V242L235 243H237V245L239 246V249H238V251L237 252H234L233 250L234 249H236V248H238L237 246L235 247V244H234V247H232V245L231 246H229L228 245V247H229V249H231V250H229L228 251V248H227V251L230 253V252H232V254H228L229 256L230 255H232V260H235V264H237L236 262H240L239 264H243V262H245V260H246V262L244 263V264H248V263H250V264H252L251 263V261L253 262H255L256 260V263L257 264H264V0H117V1H115V2H113ZM123 1V4L121 3ZM130 1H131V3H130ZM134 1V2H133ZM127 2V3H126ZM110 3H113V4H110ZM119 4V6L121 7L120 8V10L119 9H117V7L119 8V6L117 5V7H116V4ZM125 3H126V5H125ZM109 4H110V6H109ZM135 4V5H134ZM114 5H115V8L117 9V11L115 10V8H114ZM130 5H134V6H137V11H136V9H131V7L132 6H130ZM141 5H142V7H141ZM103 6H104V8H103ZM109 7V8H107V7ZM111 6H112V8H111ZM125 6H127V7H125ZM128 6H130V7H128ZM141 7V8H140ZM144 7H146V8H144ZM173 7V8H172ZM105 8H107V10L105 9ZM127 8V9H126ZM129 8V9H128ZM132 8H135V7H132ZM146 10H144V9ZM100 9L102 10V11H100ZM105 9V10H104ZM113 9H114V12L116 13V12H118L119 11V13H117V14H120V15H117V14H115L114 12H113ZM121 9H122V11H123V13H122V11H121ZM130 10H132V12H130V16H129V12H127V11H130ZM147 10H148V12H147ZM121 11V12H120ZM126 11V12H125ZM133 11H136V12H134L135 14H133ZM141 11V12H140ZM173 11V12H172ZM105 12V13H104ZM107 12V13H106ZM109 12V13H108ZM164 12V13H163ZM125 14L126 16L125 17H123L124 15H122V14ZM153 13V14H152ZM158 13V14H157ZM160 13H161V15H160ZM176 13H178V14H176ZM104 14H105V16H107L106 17V19H105V21H102V20H104L103 18H105V16H104ZM110 16V18H109V16ZM113 14V15H112ZM127 14H128V16L129 17H132L131 19L127 16ZM149 14V15H148ZM156 14V15H155ZM134 15L136 16V17H134ZM119 16H121V17H119ZM148 16V17H147ZM117 17L118 19H116V21H115V18ZM125 18L124 20H123V18ZM133 17H134V19H133ZM138 17V18H137ZM155 17V18H154ZM157 17V18H156ZM160 20H159V19ZM108 19V20H107ZM110 19H114L113 21L112 20H110ZM127 19V21H125ZM133 19V21L134 22H132L131 20ZM149 19H150V21H149ZM104 24L105 22V24L104 25H102V23L100 22V21ZM123 20V21H122ZM129 20L132 22V25L130 24L131 22H129ZM160 22H159V21ZM108 21H110V23H107ZM155 21V22H154ZM158 21V23H156ZM112 22H116L115 24L113 23V25H112ZM101 23V24H100ZM124 23V24H123ZM134 23V24H133ZM108 24V25H107ZM110 24V25H109ZM130 24V25H129ZM151 24H152V26H151ZM156 24V25H155ZM106 25H107V27H106ZM119 25V24H118ZM128 25H129V28H128ZM153 25L155 26V27H153ZM102 26V27H101ZM130 26H132V27H130ZM132 28V29H137V28ZM126 28V29H125ZM148 28V29H147ZM130 29V30H129ZM144 29V30H143ZM156 29H158L157 31H156ZM160 29V30H159ZM161 29H162V32H161ZM129 30V31H128ZM154 30V31H153ZM98 31V32H99ZM136 31H134V32H136ZM149 31H151V32H149ZM156 31V32H155ZM155 32V33H154ZM147 33V34H146ZM159 33H162L161 35L159 34ZM106 34H108V33H106ZM150 34V35H149ZM152 34H154V35H152ZM110 35V32H109V34H108V36ZM146 35H148V36H146ZM159 35V36H158ZM163 36V37H162ZM98 37H99V35H98ZM147 37L148 38H151V40L150 39H147ZM153 37H154V39H153ZM159 39H158V38ZM125 39H127L126 37H124ZM160 38H162V39H160ZM165 38V39H164ZM158 39V40H157ZM147 40V41H146ZM161 40V41H160ZM156 41H158V42H156ZM159 41L161 42V43H163V44H161V45H163V46H161L160 45V43H159ZM163 41V42H162ZM141 42H142V40H141ZM144 42H142V43H144ZM154 42V43H153ZM157 44H159V45H157ZM157 45V46H156ZM151 47V48H150ZM134 49V48H133ZM135 50V49H134ZM132 53V52H131ZM131 53H128V57H131V59H135V56H134V54H136V53H134L133 54V57L131 56L132 54ZM151 55H150V54ZM161 53V54H160ZM130 55V56H129ZM150 55V56H149ZM144 56V57H145ZM150 57V59H148ZM157 57H158V60H157ZM162 57V58H161ZM137 59V60H138ZM139 59V60H140ZM128 60V59H127ZM136 60V59H135ZM134 60V62L133 63H135L134 65H136L137 63H139V60H138V62H137V60L135 61ZM146 60V61H145ZM159 61V62H158ZM162 61V62H161ZM137 62V63H136ZM154 63V64H153ZM157 63H158V65H157ZM127 64H128V62H127ZM161 64H162V66H161ZM128 66H126V68H127ZM146 67V68H145ZM135 71H133V73H134ZM135 74V73H134ZM149 76V77H148ZM151 77H153L154 79H155V81H153L154 79H152ZM165 77H167L166 79H165ZM160 78L162 79V78H164V81H162L161 82V80H160ZM148 79V80H147ZM148 81V83H146V81ZM157 80V81H156ZM134 81V80H133ZM149 81H152V82H149ZM167 81V82H166ZM145 82V83H144ZM155 82V83H154ZM159 82V83H158ZM136 82L134 81L133 82V84H135ZM153 83V84H152ZM162 83H166V85L165 84H162ZM148 84V85H147ZM151 84V85H150ZM155 84V85H154ZM157 84H159V86L157 85ZM161 85V86H160ZM165 85V86H164ZM150 86V87H149ZM155 86V87H154ZM158 88H157V87ZM145 87V88H144ZM148 87V88H147ZM152 87H154V88H152ZM167 87V89H163V88H166ZM149 88H150V90L151 91H153V92H155V93H152L150 90H149ZM155 88H157V89H159L158 91H159V93H157L156 91H157V89H156V91L154 90ZM136 86H135V91H136ZM138 90V89H137ZM162 90H164V92L162 91ZM167 92H166V91ZM146 91H145V93H146ZM148 91H150V94H149V92ZM138 92V91H137ZM162 92V93H161ZM165 92H166V94L168 95V97H167V95L165 94ZM136 93V92H135ZM138 93H140V92H138ZM138 93H136V94H138ZM142 93H144V91L142 92ZM144 93V94H145ZM164 93V94H163ZM170 93V94H169ZM151 94H152V96H151ZM159 95V96H156V95ZM160 94H162V95H160ZM139 95V94H138ZM153 95H155L154 97H153ZM147 96L149 97V98H147ZM151 96V97H150ZM161 96V97H160ZM166 96V97H165ZM141 97V98H140ZM144 97H146V99L144 98ZM153 97V98H152ZM156 97H157V100H159V102L160 101H162V102H160V105L162 106L163 105V107L162 108H160L161 106H159V103L156 101ZM166 99H164V98ZM139 98H140V100H139ZM158 98H161V99H158ZM171 98H173V100L171 99ZM147 99H151L150 100V102L147 100ZM152 99H153V102H155L154 104L156 105H153L152 103H151V101H152ZM169 99V100H168ZM144 100H145V102H147V103H143L144 102ZM165 101V102H164ZM168 101V102H167ZM170 101V102H169ZM142 102V103H141ZM150 104H149V103ZM158 104H157V103ZM139 103V102H138ZM166 103V104H165ZM142 104H144V105H146L147 107H146V109L147 110H143L142 111V109L144 108L145 109V107H143V105ZM149 104V105H148ZM167 104H169L170 106H168ZM150 105H153V107H155L156 109L158 108L160 111H161V109H164V113L161 111H159V110H156V109H154V108H152ZM165 105H167L168 107H166ZM150 107V112H153L154 114L156 113V111L158 112V113H156L155 115H158L159 113H161V114H159L160 116H162V117H164L163 115H167V113L169 112V114H171V113H176V117L174 116V114H171L170 116H172V117H170L169 115H167V116H169V118L171 119V122H170V119H168V121L166 120L167 119V116L165 115V118L166 119H164V118H162V117H160L159 115H158V117L157 116H154V114L152 115V113L150 114V112H149V108ZM167 108H168V110L170 109V111H166L167 110ZM152 109H154L153 111H152ZM166 109V110H165ZM172 109V110H171ZM156 110V111H155ZM142 111V112H141ZM147 113H149V114H147L146 115V112ZM138 115H139V113H138ZM138 115H136V118L138 117ZM178 115V116H177ZM151 116V117H150ZM135 118V117H134ZM149 118L147 119V120H149ZM160 119V121H163V123H165V124H163L162 122H161V124H163V125H161L160 124V121H158V119ZM161 118L162 119H164V120H161ZM173 118H175L174 120H176L177 122V124H172V123H175V121H173ZM156 120H157V123H156ZM153 121H155V122H153ZM149 123H150V125H149ZM153 123H156V124H153ZM167 123H168V127L166 126L167 125ZM169 123H170V125H169ZM152 124V125H151ZM155 127H154V126ZM160 125V126H159ZM165 125V126H164ZM172 125H173V127L175 126V128H176V125H179V126H177V129L179 130L180 128V130L178 131V130H176L175 131V128H173L172 127ZM151 126V127H150ZM159 126V127H158ZM164 128H163V127ZM170 126V127H169ZM153 127L155 128V130L153 129ZM165 127H166V129H169V131H165L166 129H165ZM180 127V128H179ZM150 129V130H147V129ZM158 129V132H157V129ZM160 128V129H159ZM163 129V131H161L162 129ZM170 128H172V130H170ZM165 129V130H164ZM153 130V131H152ZM159 130H160V132H159ZM148 131V132H147ZM150 131V132H149ZM189 131V132H188ZM153 132V133H152ZM158 134H157V133ZM165 132V133H164ZM171 132H175L174 134H176V135H174V134H172ZM178 132H179V134H178ZM181 132V133H180ZM182 132H183V135H182ZM185 132V133H184ZM151 133V134H150ZM163 133L166 135H168V137L167 136H165V135H163ZM156 134L158 135V137L159 138H157V136H156ZM151 135H153V136H151ZM161 135H162V137H164V138H162L161 137ZM173 135V139L177 136V138L178 137H180L181 138V136H182V138L183 139H180V138H175V141L177 142V143H175V142H173V139L171 138V136ZM180 135V136H179ZM193 135V137H194V140H193V137H191V136ZM198 135V136H197ZM151 136V137H150ZM186 136V137H185ZM188 136V137H187ZM190 137V138H189ZM196 137H198V138H196ZM171 138V139H170ZM186 138V139H185ZM187 138H189V140L187 139ZM195 138H196V140H197V142H196V140H195ZM153 139V140H152ZM165 139V141L164 142H166L165 143V146L166 145H171L172 146V148L174 147V146H178L177 148L176 147H174L173 149L171 148V146H170V149H172L171 151V154L170 155H168L169 154V146H164V142H163V140ZM177 139V140H176ZM179 139L181 140L180 142L182 143H180L179 142ZM193 140V141H195V143H194V145L195 144H197L198 142V144L197 145H193V141L192 142H189L190 140ZM199 139V140H198ZM156 141V144H155V142H153L152 143V141ZM168 140H169V143L167 144V142H168ZM170 140H172V141H170ZM160 141H162L163 142V144L160 142ZM183 141H188V143L187 144H185V142H183ZM208 143V145H206L207 143ZM175 143V144H174ZM183 145L182 146V149L184 148V150H182L181 149V145ZM190 144V145H189ZM191 144H192V146H191ZM207 146H205V145ZM219 144V145H218ZM160 145V146H159ZM162 145V146H161ZM185 145V146H184ZM187 145H188V147H187ZM220 145H222V146H220ZM165 148H164V147ZM195 148H194V147ZM198 146L200 147V148H198ZM179 147H180V150L183 152L184 151V153H182V152H180V153H182L181 154V158L183 159H181L180 157H179V152L178 151H180V150H177V149H179ZM187 147V148H186ZM192 147V148H191ZM197 147V148H196ZM14 148V147H13ZM155 148H157L158 149V151L156 150L155 151ZM164 148V150L165 149H167V151H166V153H164L163 151L164 150H162ZM176 148V149H175ZM188 148H190L191 150L194 148L195 150H192L191 152H189L190 151V149H188ZM205 148V149H204ZM222 148H224L223 150H222ZM153 150V151H152ZM169 150V151H168ZM175 150V151H174ZM187 151V153L189 154H185L186 153V151ZM197 150V151H196ZM226 150V151H225ZM154 151L156 152L155 154H154ZM160 151V152H159ZM196 151V152H195ZM204 151V152H203ZM206 151V152H205ZM224 151V152H223ZM159 152V153H158ZM167 152H168V154H167ZM174 152H177L175 155L173 154ZM192 152H194L193 154H192ZM227 152V153H226ZM157 153H158V157H156L157 156ZM190 153L192 154V157L194 158L195 157V159H193V160H195L194 162L193 161H191L189 158H191V156H190ZM205 153V154H204ZM212 153V154H211ZM229 153V154H228ZM167 154V155H166ZM184 154V156L182 157V155ZM225 154H226V156H225ZM27 155V154H26ZM163 155H165L164 157H166L167 158V163L165 162V160H166V158H165V160L163 161V159L164 158H162L163 157ZM173 155V157L171 158L170 156H172ZM189 157H188V156ZM194 155V156H193ZM206 155V156H205ZM211 155V156H210ZM223 155V156H222ZM1 156H3L2 155V153H1ZM148 156V157H149ZM153 156H155V160H154V158H153ZM160 156H162V157H160ZM187 156V157H186ZM203 156V157H202ZM222 156V157H221ZM225 156V157H224ZM228 156V157H227ZM25 157H27V156H25ZM169 157V158H168ZM175 157H177V158H179L178 160L180 161V163L182 164H185V165H181L180 163H177L178 162V160H177V158H175ZM186 157V158H185ZM199 157H202V158H205V159H203V163L205 164V161H206V163L208 162H210L211 161V167L210 168H207V166H210L209 164H206V166H203L202 165V159H201V161L200 160H198V158ZM217 157V158H216ZM222 158V161H220L221 160V158ZM159 158V160H157ZM162 158V159H161ZM214 158H215V160L216 161H214ZM223 158H227V159H225V160H227V161H225ZM168 159H171V160H169L168 161ZM176 161H175V160ZM182 161H181V160ZM184 159H185V162H183L184 161ZM189 159V160H188ZM200 159V158H199ZM211 159V160H210ZM219 159V160H218ZM147 160V159H146ZM162 160V161H161ZM174 162H173V161ZM188 161V163H187V161ZM198 160V164L197 163H195L196 161ZM205 160V161H204ZM155 161V162H154ZM161 162V164L163 165H165L166 164V166L164 167V165L162 166L161 164H160V162ZM172 161V162H171ZM214 163H213V162ZM220 161V162H219ZM224 161V163L225 164H223V163H221V162H223ZM146 162V161H145ZM158 162V163H157ZM189 162H191V164H193V165H191L190 166V163ZM200 162H201V165H200ZM156 163V164H155ZM177 163V164H176ZM195 163V164H194ZM213 163V164H212ZM215 163H217V165L215 164ZM170 164V166H168V165ZM173 164V165H172ZM180 164V165H179ZM200 165V166H197V165ZM231 164V165H230ZM171 165L174 167V169H173V167L171 168ZM175 165V166H174ZM196 165V166H195ZM213 165H216V168H215V166H213ZM223 165H225L224 166V168H223V170L225 169L226 171H227V168L228 169H230V170H228L229 172H227L228 174H224V171L222 170L221 171V169H222V167H223ZM159 166V167H158ZM176 166H177V171H176ZM186 168H185V167ZM187 166H190L191 168H193V169H195V167H197L196 169H197V171H200V167L201 168H203V167H205V168H207V169H213V167L215 168V170H212V172H211V170L209 171H207L206 169H204L203 168V170H202V172L204 171V170H206V172L208 173V175L206 176V177H208L209 176V178L210 177H212V175L214 176V179H216V180H219V179H223L224 180V178L226 179V182L227 183H225V184H223V182H221L222 183V185H223V187H221V183L219 184L218 182H220V180L219 181H216L215 180V182L214 183H218V185H216L217 187H215V185H213L215 188H218L219 190L221 189V192L220 191H218L220 194L222 193V191H224L225 193H226V191H227V193L226 194H228L229 195V199L230 200H227L226 198H228L226 195H224L223 193V198H222V200H220L221 198H220V196L222 195H220L217 191L215 192V188L213 187V186H210L212 183H213V180H211V179H209V182H211V184L210 185H207V183H209V182H207L206 181V179H208V178H206L204 175V177L203 178H201V176H202V172H198L199 174H201V176L198 174V175H195L197 172H196V169L195 170H193L192 171V169L191 168H187ZM193 166V167H192ZM222 166V167H221ZM226 166H231L230 168L229 167H226ZM235 166V168H233V167ZM158 167V168H157ZM162 167H164L163 169H162V171H161V168ZM166 167H168L169 169H171V170H169V171H173L171 174H170V172L167 170L168 168H166ZM179 167V168H178ZM181 167V168H180ZM182 167H184V168H182ZM226 167V168H225ZM238 167V168H237ZM156 170H158V171H156ZM160 168V169H159ZM166 168V169H165ZM151 169V168H150ZM181 169H183V171L185 172V173H187L188 171H189V176L187 175V174H185L184 172H182L181 173ZM188 169V170H187ZM167 171V173H169V175H170V177H172V175L174 176V177H172V179L173 180H171V178L170 177H167V175L168 174H166V172L165 171ZM180 170V171H179ZM8 171H9V169H8ZM176 171V172H175ZM179 171V172H178ZM187 171V172H186ZM190 171H192V173H190ZM232 171H235V172H233L232 173ZM11 172V173H10ZM68 172H69V170H68ZM157 172V173H156ZM159 172H162L163 174H164V176H163V174L162 173H159ZM178 172V173H177ZM205 171H204V173H206ZM210 172H211V174H210ZM214 172V173H213ZM231 172V173H230ZM12 173H13V171L11 170V171H9V174H11L12 175ZM136 173H137V171H135V178H134V181L136 180H138V176L136 175ZM150 173V174H149ZM155 173H156V175H155ZM181 173V174H180ZM183 173L185 174V175H183ZM52 174V173H51ZM146 174H148V175H150L149 177H147L148 175H146ZM162 174V175H161ZM179 174V175H178ZM192 174V175H191ZM195 176H194V175ZM230 174H232V175H230ZM13 175H14V173H13ZM48 175H50V174H48ZM54 175V174H53ZM84 175V176H83ZM162 176L163 177V181L165 182V185L166 186H164V182H162V179L160 178V177H158V176ZM166 175V176H165ZM168 175V176H169ZM176 175H178V176H176ZM183 175V176H182ZM187 175V176H186ZM191 175V176H190ZM227 175V176H226ZM239 177H238V176ZM59 177V175H54V177ZM76 176V178L74 179L73 177H75ZM152 176H153V178H157L156 180L155 179H153L155 182H157L159 179H161V180H159L160 182H157L156 184L154 183V181H152V180H150V179H152ZM194 178H193V177ZM232 176H234V177H232ZM13 177H15V175L13 176ZM30 177H32V176H30ZM29 177V178H30ZM51 177V175L50 176H48L47 178H49L47 181H49V182H51V183H49V184H56L57 182H58V177H57V181L55 182H52L53 181V179L55 180V178H53V179H51L50 178ZM53 177V176H52ZM83 177H84V179H83ZM165 177H167V178H165ZM176 177H177V180H175L176 179ZM182 178V180H179V179H181ZM188 177V179H186ZM190 177V178H189ZM203 179V182H200V180H199V182L200 183H202L201 185H202V187L200 186V185H198V187H199V189H198V191H196L197 190V185H195L197 182H198V179ZM236 177V178H235ZM32 178H34V177H32ZM78 178V180H76ZM87 178V179H88ZM91 178H93V179H91ZM137 178V179H136ZM168 178L170 179L169 181H166V180H168ZM191 178H193V180L191 179ZM206 178V179H205ZM234 180H233V179ZM239 180H238V179ZM10 179H15V178H10ZM187 181V180H189L190 182H184L185 180ZM194 179L195 180H197L196 181V183L194 182ZM253 179V180H252ZM51 180V181H50ZM59 180H60V178H59ZM92 180V181H91ZM211 180V181H210ZM236 180V181H235ZM11 181V180H10ZM16 181H18L17 180V178H16ZM35 183V181L33 180V179H29V185L27 186V187H31V189H30V187L29 188H27V187H25L26 188V190H28L29 189V191H27L26 193H29V192H32V190L34 189V188H32V186H31V184L30 183ZM77 181L78 182H80V181H82V183L80 184V186L81 185H84L86 182H87V184H85L84 186H87V187H85L84 188V190L86 189H88L89 190V192H88V190L85 192L84 190H83V187L81 186V188H82V190L87 194V196H90L89 198H91V199H88L89 201H91V204H90V202L88 201V200H86L88 197H85L86 196V194L81 190V188H80V186H76L77 184H79V183H77ZM83 181H85V182H83ZM135 181V182H136ZM150 181H152V182H150ZM172 181V183H169V182H171ZM179 183V181H180V183H179V185H177L178 183ZM181 181H183V182H181ZM191 181H192V183L195 185V191L194 190H192V188H194V185L192 184L191 185ZM202 181V180H201ZM222 181V180H221ZM235 181V182H234ZM252 181H253V183H252ZM14 182H15V180H14ZM19 182V181H18ZM89 182V183H88ZM167 182V183H166ZM205 182V184H203ZM207 182V183H206ZM234 182V184L232 185V183ZM10 183H12V182H10ZM21 183V182H20ZM33 183H32V185H33ZM148 183H150V185L148 184ZM153 183V184H152ZM159 183L161 184V188H160V185H159ZM176 183V184H175ZM187 183V184H186ZM190 183V184H189ZM213 183V184H214ZM216 183V184H217ZM252 183V184H251ZM13 184V183H12ZM15 184L16 185H14V186H17L18 188H19V192L21 191L20 189H21V184L19 185L18 183H16L15 182ZM18 184V185H17ZM45 184L47 185V183H44L43 185L45 186ZM59 184V185H60ZM72 184V185H73ZM76 184V185H75ZM167 184H169V186L167 185ZM175 184V185H174ZM185 186V189H186V187H187V185L189 186V185H191V187L189 188V189H187V191L189 190L192 194H190L189 193V191L187 192H185V189L184 188H182V187H184L183 185ZM198 184V183H197ZM232 186H231V185ZM249 184V185H248ZM254 184V185H253ZM51 185H49L50 187H51ZM58 184H56V185H52V187L54 188V189H48V185L47 186H45V188L48 190L47 191V194H49V193H51L50 195L53 197V195H54V193L53 192H55V194L56 193H60L62 190L61 189H59L60 190V192H56L57 190H58V188H60V187H58V188H56L55 186H57ZM58 185V186H59ZM92 185H91V188H92ZM95 185V186H94ZM172 185H174L172 188H171V186ZM177 185V186H176ZM204 185V186H203ZM220 185V186H219ZM224 185H226L227 187H225L226 189H229L230 190V192H229V190H224L225 188H224ZM228 185H230V187L228 186ZM235 185V186H234ZM240 185V186H239ZM255 185L257 186L256 188H254L255 187ZM33 186H35V185H33ZM44 186H43V188H44ZM64 186H66V185H64ZM99 186V185H98ZM158 188H157V187ZM168 186V187H167ZM179 186V187H178ZM209 186H210V188H209ZM49 187V188H50ZM51 187V188H52ZM67 187V186H66ZM165 187H167V188H165ZM203 187H205L206 188V190H208L207 189V187L209 188V190H211L212 188L214 189H212L211 190V192L212 191H214V193H216V194H218L215 198H218V196H219V200L218 201H216V199H212V200H214V201H216L217 203H220L219 201H222V203L223 204H226V206H227V210L230 208L231 209V212H230V214H229V211H225L224 209V207L222 208V204L220 203L219 205H221V206H219L218 204V208H219V211H217L216 210V208H217V206H215L216 205V203H214L212 200H209L210 199V196L212 197L213 195L215 196L216 194H213V195H210V194H212V193H210L209 192V190H208V192L210 193H208V192H204L205 190H204V188ZM219 187H221V188H219ZM233 187V188H232ZM241 187V188H240ZM55 188H56V190H55ZM174 188V189H173ZM200 188H203V190H201L200 191ZM235 188H236V190H235ZM237 188H239V189H237ZM251 188H253V190L251 189ZM45 189V190H46ZM162 189V190H161ZM164 189L166 190L165 192H167L166 193V195H165V197H164ZM173 191V193H169L168 191H171V190ZM232 189V190H231ZM234 189V190H233ZM242 189H244V190H242ZM255 189V190H254ZM259 189V190H258ZM44 190V191H45ZM52 192H51V191ZM79 190V191H78ZM92 190V191H91ZM96 190H97V188H96ZM95 190V191H96ZM176 190V191H175ZM179 190V191H178ZM182 190H184V195H183V193H182ZM251 191L252 192V194H251V192H249V191ZM50 191V192H49ZM81 191V192H80ZM90 191H91V193H90ZM98 191H99V188H98ZM192 191H194V192H192ZM204 192V194L202 195V193ZM246 191V192H245ZM255 191H257V193L255 192ZM36 192V194L38 193H40V192H38V191H35V190H33V193H31L33 196H36V194H34ZM46 192V191H45ZM49 192V193H48ZM78 192H80V193H78ZM160 192V193H159ZM175 192H176V195H175ZM197 192V193H196ZM202 192V193H201ZM248 192V193H247ZM258 192H259V194H258ZM3 193H5L4 195H8L7 193H6V190L5 191H3ZM82 193H84L85 194V199H82V198H84V197H82V198H80L83 194ZM91 194V195H89V194ZM157 195H155V194ZM162 193H164V194H162ZM170 195H169V194ZM184 196V199L188 196V198L190 197V195L192 196L191 197V200H192V198H193V201H196L197 203H195V202H191L192 204H194V207H193V205H191V203H190V198L188 199V198H186L187 200H188V202L189 203H187L186 202V200H182L183 199V196L181 195V194ZM186 193H189L188 195L186 194ZM201 194L202 196H203V200H202V198L200 199L199 197H201V196H197L196 194ZM205 193H206V195H208L209 194V197L208 196H206L205 195ZM208 193V194H207ZM255 193V194H254ZM20 194V196H22L21 194H22V192L21 193H19ZM19 194H17L16 196L19 198V201L21 202H19V203H16V204H19V207H21V208H23L24 209V207L25 206H23V202H22V198H20V196H19ZM30 194V195H31ZM41 194V193H40ZM53 194V195H52ZM61 195H62V192L60 193ZM59 194V195H60ZM81 194V195H80ZM92 194L94 195L93 197H92ZM134 194V193H133ZM168 194V195H167ZM173 194V195H172ZM179 194V195H178ZM186 194V195H185ZM194 194V195H193ZM236 194V196H234V195ZM238 194V195H237ZM243 194H246V196L245 195H243ZM29 195V197L27 196V198H30V200L28 199V205L30 206V204H31V206L32 205H35L33 208H31V207H28L27 206V210H28V208H31V210L29 209V212H32L33 211V215H32V217L31 218H33V220L32 219H30L29 218V215H27V217H25L24 216V213H23V211H22V209H21V211H20V209L18 208V209H16L18 212H22L21 214L24 216V217H17V215H20V213L19 214H17L16 212L17 211H11L12 209L14 210V206L16 207V205H15V203H14V205L12 206V205H10L11 203H12V201H11V203L8 205H6V206H4L5 208L6 207H10V206H12L9 210H10V213H12L13 212V214L12 215H14V213L16 214V215H14V216H12L10 213H8V209L6 208V210H5V208H4V210L7 212V214L9 215V217L10 218H13V219H18V220H16V222L15 223H18L17 221H19L20 219V224H18L19 226V228H17L19 231H21V230H24V229H21L20 227H23L24 226V228H28L29 227V225H31L32 227L31 228H33V226L34 227H36V228H41V227H44V228H46V230H47V227H49V224L47 225V222H46V225L45 226H43L44 225V220L43 219H41L42 217L41 216H43V213H41V209H42V207L41 206H44V208H43V212L47 215V211L49 210V209H52V211L51 210H49V212H48V217L47 216H45V214H44V216H43V218L45 219V218H47V219H50L49 220V222L51 223V221L54 223L55 222V220L54 219H57V218H62V216L61 215H63V219H67L68 218V216L66 215L65 216V214H66V209H65V207H64V205L63 204H61V205H59V207H61L62 208V210H61V208H58V207H54V209H55V213H57L58 212V210H60L56 215L58 216V217H56V218H54L56 215L54 214V210H53V206L55 205H53L52 203H50L51 204V206H50V204H49V206H48V204L47 203H45V204H43L45 201H44V198L42 197V195L41 196H36L35 197V199H34V197L33 196H30ZM59 195H57V196H59ZM142 195V196H143ZM206 196V199L207 198H209L208 199V202L209 201H212V203L214 204H212L211 202H210V204H208V202L206 201V203L208 204V205H211V207H209L208 206V208H210V209H208V208H203L204 206H205V201L204 200H206L205 199V196ZM251 197H250V196ZM256 195V196H255ZM56 195H54V199H56V202L58 203V201H57V198L55 197ZM100 195L98 194V197H99ZM132 196V195H131ZM164 197L165 199H166V202H165V199H162V197ZM182 196V197H181ZM194 196H197L200 200H202V201H204V203L203 202H199V200L197 199V197H195L194 198ZM226 196V197H225ZM238 196V197H237ZM248 196V197H247ZM260 196V197H259ZM17 197H12V198H17ZM42 199H41V198ZM96 197V196H95ZM160 197V198H159ZM172 197V198H171ZM175 197V198H174ZM237 197V198H236ZM240 197V198H239ZM243 197H245V198H243ZM252 197H253V199H252ZM18 198H17V200H15V201H18ZM33 198V199H32ZM59 198H60V196H59ZM135 198L137 199V201H140V202H136L135 201ZM146 198V199H145ZM179 198H181V199H179ZM212 198H214V197H212ZM233 198H235V199H233ZM248 198H249V200H248ZM255 198V199H254ZM256 198H258V199H256ZM38 199V200H37ZM80 201H79V200ZM151 199H152V201H151ZM168 199V200H167ZM172 199L173 201H174V199H175V201L173 202L172 200V202L170 201V200ZM226 199V200H225ZM233 199V200H232ZM244 199V200H243ZM13 200V201H14ZM31 200H33L32 201V203L30 202ZM35 200V201H34ZM40 200H42V204L43 205H39V204H41V202L38 204L37 203V201L39 202ZM59 200V199H58ZM61 200H63V199H61ZM102 200H103V202H105L106 204H101V202H102ZM146 200V201H145ZM149 200V203H146L147 201ZM180 202V200H182V202H184L183 203V205L184 204H188V205H184V206H186L185 208L187 209H185L184 211H181L182 209L181 208H183V205L182 204H180L179 205V202ZM224 200V201H223ZM240 200H242V201H240ZM259 200V201H258ZM27 201V200H26ZM60 201V200H59ZM64 201H65V199H64ZM82 201H84L83 202V204H81L82 203ZM88 201V202H87ZM93 201V202H92ZM153 202V203H151V202ZM227 201H230V203L229 202H226ZM237 201V202H236ZM239 201V202H238ZM247 201V202H246ZM248 201H249V203H248ZM252 201H253V203H252ZM56 202H54L53 201V203H56ZM61 202V201H60ZM95 202V204L93 205L92 203H94ZM156 202V203H155ZM199 202V203H198ZM233 202V203H232ZM235 202V203H234ZM251 202V203H250ZM257 202V203H256ZM23 203V204H22ZM35 203H37V204H35ZM80 203V204H79ZM109 203V204H108ZM111 203V204H110ZM145 203V204H144ZM154 203H155V205H154ZM158 203V204H157ZM168 203V205H167V208H168V210H166L167 212L165 213V206H166V204ZM172 203H174V204H172ZM178 204V206H176L175 204ZM181 203V202H180ZM237 203H238V205H237ZM245 203V204H244ZM20 204H21V206H20ZM96 204V205H97ZM136 204H139V206H137ZM149 205V206H151L152 205V207H149V206H144V205ZM157 204V205H156ZM170 204V205H169ZM195 204H197L196 206H195ZM198 204H202V205H198ZM204 204V205H203ZM207 204H206V206H207ZM230 204V205H229ZM234 204H235V206H237L236 208H233V207H235L234 206ZM257 204V205H256ZM38 205V206H37ZM47 205V206H46ZM53 205V206H52ZM103 205H106L107 207H108V209H107V207L106 206H104L103 207ZM141 205V206H140ZM154 205V206H153ZM161 205V207H163V209L161 208L160 210L158 209V208H160L159 206ZM172 205V206H171ZM182 205V206H181ZM213 205V206H212ZM230 207H229V206ZM239 205H240V207H239ZM248 205V206H247ZM251 205V206H250ZM55 206H58V204H56ZM94 206V207H93ZM134 206H135V208H136V210H138L137 212H135V208H134ZM138 208H137V207ZM157 206H158V208H157ZM173 207V208H171V207ZM176 206V207H175ZM179 206L181 207V208H179ZM203 206V207H202ZM215 206V207H214ZM243 206V207H242ZM245 206V207H244ZM256 206H257V209H256ZM258 206H261V207H258ZM18 207V206H17ZM49 208L48 210L47 209H45V208ZM52 207V208H51ZM82 207L84 208L82 211H81V209H82ZM141 207V208H140ZM143 207V208H142ZM148 207V208H147ZM154 207V208H153ZM190 207V208H189ZM198 207H202L204 210H210L211 211V214H210V211H208V214H207V211H204L202 208H200V209H202V211L204 212V215H203V213L201 214L200 212H202L201 210H199L198 209ZM214 207V208H213ZM246 207H248V208H246ZM251 207V208H250ZM58 208V210H56ZM95 208V209H94ZM110 208V209H111ZM150 208V209H149ZM176 208V209H175ZM178 208V209H177ZM193 208V209H192ZM194 208H195V210L196 209H198L199 211H197L198 212V215H196L197 214V212L194 210ZM213 208V209H212ZM217 208V209H218ZM220 208H221V210H220ZM254 208V209H253ZM33 209V210H32ZM65 209V210H64ZM87 211H86V210ZM105 209V210H104ZM106 209H107V211H106ZM142 209V210H141ZM153 211H152V210ZM170 209H173V210H170ZM181 209V210H180ZM184 209V208H183ZM190 209H192V210H194V211H192L193 213H194V217H193V213H191V211H189ZM212 209V210H211ZM216 210V212L217 213H215V210ZM229 209V210H230ZM234 209H237L238 211H239V209L241 210L240 212H237L238 213V215L237 214H235L234 212H235V210ZM244 209V210H243ZM247 209V210H246ZM253 209V210H252ZM261 209V210H260ZM3 209L1 210L2 211V213H4L5 211H4ZM8 210V211H7ZM47 210V211H46ZM121 210V211H120ZM149 210H150V212H149ZM154 210H159L156 214H155V212H154ZM175 210H177V211H175ZM225 211V212H228L227 213V217L230 215H232V217H241V215H243L241 218H242V220H241V218H240V224H241V230H239L240 228H238L237 230H235L236 229V227L239 225V218H238V221H237V218L236 219H233V221H230V220H232V219H230V218H232V217H228L227 219V222L229 221V223L231 224L230 226H232V225H234V226H232L233 228H235V229H233V230H231V232L233 233L234 232V235L232 234V233H230L231 235H229L231 238V240L229 239L228 241H227V234L229 233V231H226V229H227V227H224V232H225V234L222 232V229H223V225H225V224H222L221 225V223H225L226 221H225V218H226V216L224 217L223 216V214H224V212L222 213L221 211ZM233 210H234V212H233ZM255 210V211H254ZM256 210H257V212H256ZM51 211V212H50ZM85 211V212H84ZM141 211V212H140ZM148 211V212H147ZM153 213H152V212ZM163 211V213H161V215H164V216H161V215H159L160 213L159 212H162ZM168 211H172L171 213L170 212H168ZM180 213H179V212ZM186 211H187V215H186ZM215 213H213V212ZM246 213H245V212ZM252 211H254V212H252ZM259 211H261V213L259 212ZM5 212V213H6ZM28 212V211H27ZM28 212V213H29ZM63 212V213H62ZM65 212V213H64ZM89 212V213H88ZM109 212V213H108ZM112 212H113V214H112ZM147 212V213H146ZM174 212L176 213L175 214V216H174ZM181 212H183L182 213V216L180 215L181 214ZM189 212H190V214H189ZM219 212V213H218ZM233 212V214H234V216H233V214H231ZM244 212V213H243ZM2 213H0V214H2ZM54 214V216H51V217H49V215H53ZM88 213V214H87ZM92 213V212H91ZM91 213L89 214V216H91ZM130 213V214H129ZM149 213H150V215H149ZM177 213H179V215L181 216V217H183V219H185L186 221L188 220V217H190L191 218V216H192V218L193 219H190V220H194V223H196V225L197 224H200V223H202L201 224V226L204 228L205 227V223L207 224V223H209L210 225L212 224V222L213 221H215V223L213 222V225L215 224L216 225V222L218 223V224H220V226H222V227H217V226H219V225H217L216 227L218 228V231H221V236L218 234L219 232L217 231V228H214L215 227V225H214V227H212L213 225H211V227L213 228H211L210 226V228L212 229L211 231H217L218 233V236H219V238H221V239H219V238H217L216 237V235H215V233L216 232H213V234H211V232H209L208 231V229L210 230V228L209 227H207L206 229L207 230H205V228L203 229V231H202V229H198L199 228V226L197 227V229H195L196 227H195V224H192L191 223V221L190 220H188V221H190L189 223H187L186 221L184 222L183 221V219L179 216L178 217V214ZM200 213V214H199ZM249 215H251V216H253V219L255 220V223H254V220L251 218V216H248V214ZM251 213V214H250ZM6 214V215H7ZM35 214H36V216H35ZM39 214V215H38ZM40 214H42V215H40ZM61 214V215H60ZM105 214H106V216H105ZM110 214H112L110 217H109V215ZM120 214H122V217L120 218ZM134 214V215H133ZM145 214H147L148 216H149V219L148 218H144L145 217ZM153 214H155V215H153ZM168 214H171V215H168ZM216 215L215 216V218H218L219 217V219H218V221L219 220H221L220 219V217L222 218L223 217V220L225 221H222L221 220V223H219L218 221H217V219H215L214 217H213V215ZM217 214H220L218 217H217ZM253 214V215H252ZM11 215V216H10ZM21 215V216H22ZM30 215V216H31ZM129 215V216H128ZM136 215V216H135ZM147 215H146V217H147ZM152 215L153 216H155V217H152ZM158 215H159V217H158ZM166 215V216H165ZM176 215H177V217H176ZM188 216V215H190V216H188V217H186V216ZM200 215H203V216H201L203 219H200L201 217H200ZM206 215H208L207 217H206ZM222 215V216H221ZM224 215H226V213L224 214ZM235 215H237V216H235ZM258 215V216H257ZM35 216V217H34ZM38 216V217H37ZM40 216V217H39ZM116 216H117V218H116ZM128 216V217H127ZM134 216V217H133ZM158 218H160V219H158ZM171 217V220L172 221H166V220H170V218L169 217ZM211 216H212V218H211ZM256 216V217H255ZM17 217V218H16ZM106 217V218H105ZM113 219H112V218ZM115 217V218H114ZM119 217V218H118ZM153 218V219H151V218ZM162 217V218H161ZM175 219H174V218ZM196 217H198L199 219H200V221L201 222H199V223H197V221L195 222V220L197 219ZM204 217H205V219H207V220H205L204 219ZM208 217H210V218H208ZM246 217V218H245ZM258 217V218H257ZM29 218V220L30 221H28L27 219ZM37 218V219H36ZM39 218V219H38ZM105 218V219H104ZM110 218V219H109ZM134 218V219H133ZM166 218V219H165ZM177 218H180V220H178ZM196 218V219H195ZM214 218V219H213ZM251 218V219H250ZM25 219V220H24ZM52 219V220H51ZM62 219V220H63ZM106 219H107V222H106ZM112 219V220H111ZM116 219V220H115ZM150 219H151V223H150ZM158 221V220H160V222L158 221H156V220ZM177 219V220H176ZM209 219V220H208ZM248 219V220H247ZM258 219H260L259 221H257ZM23 220V221H22ZM32 220V221H31ZM37 220H38V222H37ZM58 220V221H57ZM56 220V222L53 224V223H51L52 224V226L53 225H57L56 223L58 222V224H59V221L61 220V219H57ZM61 220V221H62ZM104 220H105V223H104ZM108 220H110V221H108ZM114 220H115V222H114ZM118 220V221H117ZM146 221V224H147V226H148V228H147V226H146V224L144 223L145 221ZM147 220H148V222H147ZM153 220L156 222V224H155V222H153ZM162 220H163V222H162ZM182 220V221H181ZM250 220H252L251 222H250ZM35 221H36V225L34 224L35 223ZM166 221V223H164ZM175 222V223H181L182 224V222H184V223H187L186 225H187V227L189 226V224L191 223L192 225H194V229H193V226L191 227V224H190V228H192V229H190L189 227V229H190V232H187V233H189V234H193L190 238H189V236H187V234H186V232L185 231H187L188 230V228H186V227H184V223H183V225H182V228H181V226H176V228L174 229L173 227H175V226H173L175 223H171V222ZM178 221H180V222H178ZM199 221V220H198ZM203 221H204V223H203ZM209 221V222H208ZM234 221H235V224H233L234 223ZM244 221V222H243ZM28 222V223H27ZM30 222H32V224L30 223ZM34 222V223H33ZM41 222V223H40ZM99 222V221H98ZM142 222L144 223V224H142ZM193 222V221H192ZM211 222V223H210ZM253 222V223H252ZM23 225H22V224ZM30 223V224H29ZM121 223V222H120ZM160 225H159V224ZM164 223V224H163ZM171 224V226H170V228H168V226H169V224ZM244 223V224H243ZM27 224V225H26ZM29 224V225H28ZM107 224H105L104 226L106 227V225ZM151 224H155V226L153 227V225H151ZM168 225L167 226V228L170 230V231H167L168 229L166 228V227H164V229H163V225ZM177 224H175V225H177ZM209 224H207V225H209ZM237 224V226L235 227V225ZM248 224V225H247ZM17 225V224H16ZM21 225V226H20ZM143 225L146 227H144V228H142L143 227ZM180 225V224H179ZM226 225H227V223H226ZM242 225H243V227H242ZM245 225H247L245 228H244V226ZM250 225H251V228H253V226H254V228L253 229H251L250 228ZM258 225V226H257ZM260 225V226H259ZM47 226V227H46ZM101 227V228H105V227ZM108 226V225H107ZM157 226V227H156ZM200 226V228H202ZM229 226V225H228ZM229 226V227H230ZM123 227V226H122ZM149 227L151 228V230L149 229ZM158 227H161L160 229L158 228ZM173 229H172V228ZM179 229H178V228ZM229 227H228V230H229ZM239 227V226H238ZM3 228V227H2ZM5 228V227H4ZM38 228V229H39ZM43 228V229H44ZM156 228H157V230H156ZM165 228H166V230H165ZM222 228V229H221ZM231 228V227H230ZM243 228V229H242ZM247 228V229H246ZM251 230H250V229ZM261 228V229H260ZM16 229V232H18V234L20 233L18 230ZM97 229H100L99 227H97ZM127 229V228H126ZM125 229V230H126ZM145 229V230H144ZM147 229L149 230V232L151 233V234H149V232L147 233ZM154 229H155V231H154ZM158 229H159V232H158V234H160V235H158L160 238H158L157 237V235H156V233H157V231H158ZM176 229H177V232H176ZM180 229H182V230H180ZM185 229H187V230H185ZM214 229H216V230H214ZM219 229H221V230H219ZM254 229H257L256 231L254 230ZM102 230V229H101ZM100 230V231H101ZM125 230H123V231H125ZM162 230H164V234L162 233L163 231ZM171 230L173 231V232H175V233H177V234H175V236L173 235V232L171 233ZM175 230V231H174ZM183 230H184V233H183ZM192 230H194L195 232H192ZM201 231L199 234H198V231ZM207 232H209V234L210 235H208V233H206L205 231ZM245 230V231H244ZM250 230V231H249ZM24 231H27V230H24ZM24 231L23 232H21V233H23L24 234ZM122 231V229L120 230V232H123ZM179 231H180V233H182L183 235L182 236H184V237H182V239H181V237H179V235L181 236V234L179 233ZM189 231V230H188ZM247 231V232H246ZM119 232V231H118ZM161 232V233H160ZM170 232V233H169ZM192 232V233H191ZM254 232L257 234H254ZM166 233H168V234H166ZM179 233V234H178ZM204 233H206L209 237H211L212 239H213V237H216V239H215V241L217 240L218 241V245L216 246V247H212V246H215L216 244H215V242L212 240V243L214 242V244L215 245H212V243H210L211 241V239L210 238H207L208 236L206 235V234H204ZM146 234H148V235H146ZM170 234V235H169ZM188 234V235H189ZM196 234H198L197 236H194V235H196ZM237 234V237L236 238H238V239H233L234 237H235V235ZM252 234H254L253 236H251ZM259 234V235H258ZM151 235V236H150ZM152 235L153 236H155L156 235V237L158 238V239H162V240H158L157 238V240L155 239H153V237H152ZM162 235H164L165 237H167V239H165V237L164 236H162ZM174 236V238H173V236ZM185 235H186V237L188 238V239H184V241H180V240H183V238H186L185 237ZM203 235V236H202ZM207 237H206V236ZM212 235V236H211ZM148 236H150V237H152V238H149ZM170 236V240L169 241H171V240H175V244H176V246H175V244H169L168 242V237ZM194 236V237H193ZM225 238H224V237ZM256 236H258L257 238H256ZM261 236V237H260ZM164 237V238H163ZM172 237V238H171ZM177 237H179V238H177ZM196 237V238H195ZM197 237H198V239H200V242L199 243H201V245H200V247H198V248H200V250L199 249H195V247L193 246V245H195V243L197 244L198 243V239H197ZM223 237V238H222ZM240 237V238H239ZM250 237V238H249ZM251 237H253V238H251ZM255 237V238H254ZM261 238L260 240H256V242H258L257 244H256V242L254 243L253 242V240L254 239H258V238ZM147 238H149L148 240H147ZM176 238V239H175ZM191 238H194V239H191ZM202 238H204V239H206V241H201V239ZM177 239H178V241H177ZM180 239V240H179ZM190 239L192 240V241H195V239H196V241L195 242H190V244H189V242H185L186 240L188 241H190ZM208 239H210V240H208ZM240 239V241L242 242V244H244V246L242 247V244H238V243H241V242H238V240ZM242 239V240H241ZM250 239V242L248 241V240ZM253 239V240H252ZM153 240H154V242L156 243V245H153V244H155V243H153ZM163 240H165V241H168L167 243L165 242V241H163ZM252 240V241H251ZM262 240V241H261ZM161 242L160 244L158 243V242ZM173 241H171L172 243H173ZM176 241H177V243H176ZM210 241V242H209ZM220 241H222V242H220ZM224 241H225V243H224ZM231 241V242H230ZM246 241V242H245ZM255 241V240H254ZM162 242H163V245L164 246H169L170 247V245H171V247L172 248H175V247H177V245H179L180 243V245L178 246V250L177 249H175V250H177L182 256H184V254H185V258L184 257H182L180 254H178V252L177 251H174V249H172V248H170V249H168L169 247H165V249L163 248L164 246L162 245ZM165 242V243H164ZM204 242H206V243H204ZM220 242V243H219ZM249 242V244H246V243H248ZM184 243V244H183ZM186 243H188L189 244V246H188V244H187V246L186 247H184L185 245H186ZM193 243V244H192ZM199 243H198V245H199ZM211 244V245H209V247H208V244ZM250 243H252V245H250ZM260 243V244H259ZM205 245V247H208L209 249L212 247V249H210L208 252H207V254H206V252L204 253V251H206L205 250V247H204V250H203V252L201 251L202 249H203V247L201 248V246H203V245ZM207 244V245H206ZM220 244V245H221ZM258 245V246H255V245ZM173 245H174V247H173ZM191 245V246H190ZM198 245H195V246H198ZM221 245V246H222ZM249 245H250V247H249ZM180 246H182V247H180ZM193 246V250H194V252H195V250L197 251V250H199V251H201V254H200V252L199 251H197V254H196V252L194 253V255H203V256H205V254H206V256L203 258L202 257V259H201V257L199 258V256L196 258L195 256V258L196 259H194L193 258V260H192V262H191V258L193 257V253L191 254V256L190 255H188V254H190V252H192L193 250L191 249V247ZM218 247L217 249L218 250H221L222 249V247ZM252 246V247H251ZM180 247V248H179ZM190 247V248H189ZM227 246H224V249L226 248ZM241 247V248H240ZM245 247V248H244ZM182 248H183V250H184V248H185V250L184 251H186V252H184L183 250H182ZM187 248H188V250L190 249V252L187 250ZM197 248V247H196ZM221 248V249H220ZM243 248H244V250H243ZM250 248V249H249ZM172 249V250H171ZM207 249V248H206ZM248 249V250H247ZM252 249V250H251ZM254 249H257V250H254ZM179 250H181V251H179ZM192 250V251H191ZM241 250H243V251H245V250H247V251H252V253L254 254H250V252H247V251H245L244 253H245V255H244V253H243V251L241 252ZM259 250H260V252H259ZM1 251H2V253L4 252L3 250H0V256H2V255H4V257H6V254L4 253V254H2L1 255ZM171 251V252H170ZM183 251V252H182ZM213 251V252H214ZM217 251V250H216ZM216 251H215V253H216ZM223 251V250H222ZM254 251H258V252H254ZM189 252V253H188ZM198 252H199V254H198ZM219 252V254H221V255H223V253H227L226 252V250H224L223 252H221L220 253V251H217V253ZM245 256H243V255H241V253ZM179 255V256H177V254ZM183 253V254H182ZM203 253V254H202ZM216 253V254H217ZM234 253V254H233ZM240 254V255H236V254ZM256 253V254H255ZM208 254V256L207 257H209L210 255ZM214 254V253H213ZM213 254H211V255H213ZM257 254H258V256H257ZM176 257V258H174V256ZM188 255V256H187ZM221 255H219V256H216V257H213V258H216L214 261H217V263H218V259H222L223 257L221 256ZM228 255H226V256H224V258H225V260L227 259L228 260V258H226V257H228ZM233 255L235 256L236 255V257L238 256V257H240V256H242V259H245L243 262H241V261H239L240 260V258H235L234 259V257H233ZM172 256V257H171ZM182 257V259H181V257ZM189 256H190V258H189ZM255 256L256 257H259L260 259H256L255 258ZM207 257H206V262L208 263V264H212L211 262H213V264L214 263H216V262H214L213 261V259L212 260H210V261H207L208 259H207ZM211 257V258H212ZM222 257V258H221ZM244 257V258H243ZM210 258V257H209ZM210 258V259H211ZM167 259V260H166ZM183 261L184 259H186L185 261H181V260ZM230 259V258H229ZM236 259H238V261L236 260ZM0 260H1V257H0ZM128 260V259H127ZM125 261V262H127V263H125L124 261L122 262V264L124 263V264H128V262L130 261V260H128V261ZM140 260H142V259H140ZM139 260V261H140ZM178 260H179V262H178ZM194 260H197V261H194ZM198 260H202L201 262L200 261H198ZM223 260V262L225 263V262H227L228 264H229V261L231 260ZM231 260V261H232ZM259 260H260V262H259ZM169 261V262H168ZM187 261H188V263H187ZM222 261V260H221ZM102 262L103 261H101V264H102ZM131 262V261H130ZM141 262V261H140ZM142 262H144V260L142 261ZM141 262V264H144V263H142ZM200 262V263H199ZM203 262V263H204ZM234 262V261H233ZM254 262H253V264H254ZM56 264V262L55 261H53V262H51V264ZM222 263V262H221ZM220 263V261H219V264H221ZM223 263V264H224ZM227 263H225V264H227ZM232 263V262H231ZM100 264V263H99ZM103 264H107V262H103ZM130 264V263H129ZM196 264V263H195ZM234 264V263H233Z\"/></svg>",
  "mask_w": 264,
  "mask_h": 264
}]
</instances>
